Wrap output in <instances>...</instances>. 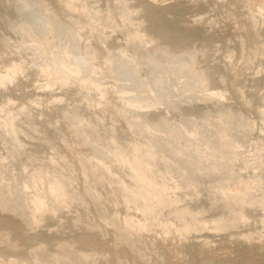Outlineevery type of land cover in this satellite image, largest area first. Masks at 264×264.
Returning a JSON list of instances; mask_svg holds the SVG:
<instances>
[{
  "label": "rangeland",
  "instance_id": "1",
  "mask_svg": "<svg viewBox=\"0 0 264 264\" xmlns=\"http://www.w3.org/2000/svg\"><path fill=\"white\" fill-rule=\"evenodd\" d=\"M21 1L25 2L26 0H21ZM21 1L19 2V4L22 3ZM37 1H38L37 5H40V4H43V6L46 5L45 7L48 8V9L46 8L47 9L46 13L48 12L47 14L49 15L50 20L54 21L51 24V27H53V29H52L53 33H52L51 29H50L51 32L50 31L49 32L52 34L49 35V33H48V38H49L48 44L44 43L43 45H41V44L39 45V43H41V42L37 39V37L34 34H32V32H30L31 35H34V36H31L30 33L28 32L29 24H27V20L24 19L25 16L23 15V12L19 9V4H18L17 0H0V79H1L0 80L1 81L0 82V87H1L0 88V113L2 114V115L0 114V116H2L0 118L2 120V121L0 120V127L2 126V128H3V129L0 128V157H1L0 163L2 162L0 164L1 165L0 166V176H2V177H0V182L2 181L1 178H3V177L5 178V179L3 178L4 182L2 181L0 183V185H1L0 186L1 187L0 188V197L2 198V199H0V230H4L3 232L0 231L2 233V235L0 234L1 235L0 238L3 237V235H5L6 237H8L9 234L11 235V236H9V239H11V241L7 238V240L10 241V242L8 241L9 243L4 239L5 236L2 239L4 241L3 242L4 244H2L0 241V243L2 244V245H0V259H2L0 261L1 262L0 264H8L5 261L9 257L10 258L11 257H18L19 258V260H18L19 264H20V262H22V260H24L26 258L27 259L29 258L28 259L29 262L33 261L35 259L34 262L31 264H34V263L36 264V262H37V264H45L48 262H49L48 264H50V263L53 264V263L57 262L56 260H58V259H54V258H57L58 255L61 254L60 253L61 251L64 252L63 254H61L62 255L61 257L66 256V258H67V255L69 256L72 253L77 254L74 252V250L73 251L70 250V248H72V247H74L73 249H75V250L80 249V251H82V253L84 251H86V253H87V251H88V253L92 252L94 255L99 253L100 257H101V255L103 257L104 256L103 254L107 252L108 255H106V257H104L105 259H107L106 261L104 260V258L102 261L101 258L99 256H97L98 254L95 256L93 254L91 256V254H90V256H89L86 253H83V254H86L87 257L88 256L90 257L89 261H92V262H89L90 264L91 263L93 264V262H94L93 259L91 260V257L93 258V256H94L95 260H97L96 258L99 257V259L97 260L98 263L95 261L96 263L94 262V264H99L100 262H101V264H264V220H263L264 219V212H263V210H264V207H263L264 201L263 200L264 199L262 200L261 199L262 197H261L260 198L261 200H258L259 197L261 196V194L260 195L257 194V193H259V192H257V189L259 188L258 189V191H259L262 188V186L260 188V185H263V187H264V184H263L264 183L263 182L264 181V179H263L264 178V168H263L264 167V159H263L264 157L262 158V155L264 156V154H263L264 153L263 152V149H264V147H263V145H264V47H263L264 46V16H263V14H264V11H263L264 10V0H129V2H127L128 0H126V3L120 2L123 5L125 4L124 6L123 5L121 6V4L119 3L120 0H118V1H116V0H95V4H93L94 0H91V1H89V0H86V1L85 0H68V1L67 0H42V3H39V1H41V0H37ZM122 1H124V0H122ZM82 2H84V3L90 2V5L92 2L93 7L92 6L91 7L94 9L90 8V5L87 4L88 7L90 8V10L92 9V11H90L89 9H87L88 7ZM116 2H117V4H116ZM118 4H120L119 5L120 12H119L118 7H117ZM35 6H33V8H35ZM98 6L101 8H99ZM128 6H130V7H128ZM133 6L135 7L136 10L133 9L134 8ZM73 7H75V9ZM96 7L98 8V10H101V11H98ZM31 8H32V6H30V9ZM95 8H96V12L98 11L101 13L102 18H101V15L99 16V13L98 14L96 13L97 16L95 14H94L95 16L93 15V13L95 12L94 11ZM121 8L122 9L130 8L129 10L133 9V10H131V13H132V11L135 10L134 12L136 14L133 12L132 13L133 17H131V14H130V17H128L129 16V13H128V16L126 17L127 18L126 19L123 16H126L125 14H127V13H125L126 12L125 10H127V9L122 10ZM141 8H142V10H141ZM85 9H87V11ZM57 10H59V11H57ZM102 10H104V11H102ZM121 10H122V12H121ZM137 10L139 11V13ZM88 11L90 12V14L87 15V13H89ZM116 12H118L119 15L121 14L122 17H120V16H119L120 18L117 17L118 13H116ZM17 13L21 16H18ZM122 13H125V14L123 15ZM252 14L254 16H252ZM261 14H262V16H261ZM52 16H54V17L56 16V17L54 18ZM57 17H59V18H57ZM96 17H97V19H96ZM108 17L110 20L108 19ZM134 17H136V20H135L136 22H134V23H135V25L138 24L137 26H134L133 25L134 23L132 24V20H133L132 18H134ZM137 17H140V18H138L139 21H137ZM251 17L253 19H251ZM99 18H101V19H99ZM128 18H130L129 20L131 22V25H129L130 22H129V24H128V22H126L128 20ZM10 19H12L13 23L11 22ZM121 19L123 21H121ZM13 20H15L16 22ZM257 20H259V21L257 22ZM8 21H10V22H8ZM21 21H24L25 23L24 22L21 23ZM63 21H64V23H63ZM140 21L141 22L143 21L142 23H143V26H145V31L143 29L144 27L142 26V24L140 25V23H139ZM255 21H256V23H255ZM58 22L60 23V25L62 24L61 31H59L60 28L58 27L59 26ZM94 22H96V24ZM146 22H147V24H146ZM14 23H16V27H19V28H16L15 25L14 26L11 25ZM65 23H67V24L65 25ZM85 23H86V25H85ZM116 23L118 24L119 27H123V28L120 29L119 27H117V25H115ZM22 24H24V25H22ZM74 26H75V28H74ZM87 26L90 27L91 29L88 28ZM93 26H94V28H93ZM103 26H105V27L101 28ZM107 26H108V28H107ZM124 26H126L127 28ZM131 26L136 27V28H134L135 30ZM139 26L142 28H140ZM13 27L16 28L17 30H15ZM115 27H117L118 29H116ZM124 28L126 30H124ZM137 28L139 31L141 29H143L144 34H147L150 36L153 35L154 41L157 39V41H155V43L156 42H158V43H156V44L153 43L154 45L153 44L149 45L150 46L149 47L147 44H149L150 40L152 41L153 38L149 39L148 38L149 36L147 37V35L145 37V35L142 33V30H141L139 35H136L137 34ZM65 30H68V31L75 30L73 32V35H72L73 38L72 39H70L68 36H67L68 39L65 38L66 36L63 34V33H65ZM76 30H78V31L76 32ZM101 30H104L105 33L103 31L101 32ZM112 30H115V31H112ZM146 30H147V32H146ZM133 31H134V34L136 31L135 35L138 36V38L134 37V36H133L134 37L133 38L131 36V35H133L132 34ZM54 32L56 34L59 32H62V34L57 36V39L55 41L53 40V39H55L54 38V34H55ZM78 32L80 33V35ZM100 32H101V35L104 33L102 35V37L100 35ZM127 32H129V34ZM106 33H108V34H106ZM111 33H112V35H111ZM77 34L79 35L80 38L82 37L81 38L82 42L91 43L93 49L102 50L104 53L103 58L99 59V60L97 59V56L94 54L91 57V60L95 66L94 67L95 73H97V74H95L94 76L93 75L91 76V74L87 75V76H90L91 78L93 77L94 79L93 78L90 79V77H89V79H88V77H86V79H88V80L85 79L86 81H88V84H90L89 89L92 87V89H90V91H88L89 89H88V84H86L87 82L84 83L85 80L82 79L81 75H79V77H81L82 82L79 80V77H75L72 79L67 78L70 81L67 80L68 84H65L66 78L63 79L65 81H62V78H60V76L58 74H54V70H55L54 68L56 67V65L54 66V64H52V66H50V64L48 62L50 57H51V59L49 61H51L53 59L52 56H50L51 54L54 55V52L52 51V49L55 48L56 46L64 49V47L67 43H69V45H66L67 47L69 46L68 47L69 49L65 47V50L68 49L67 51L71 56L72 55V52H71L72 49L71 48L73 47V46L71 47V45L74 44L75 35H77ZM29 35H30V37H29ZM127 35L130 36V38L131 37L132 38L130 39L129 37H127ZM140 35L142 37H140ZM143 35L145 38L148 39L147 42H145L146 46H148V48L145 47V44L143 43L144 41H146L145 38L143 37ZM60 36H64V37H60ZM22 38L26 41L24 42V40ZM51 38L53 41L51 40ZM103 38L104 39L107 38V39H105V42H104ZM111 38H112V40H111ZM128 38H129V41H128ZM141 38H143L144 41H142ZM158 38L161 39V42H159L160 40L158 41ZM29 39H31V40H29ZM63 39H64V41H62ZM132 39H135L134 42H136V44H134ZM35 40H37V41H35ZM162 40L165 42V44ZM57 41H59L60 44H58L59 42H57ZM61 41L64 43H62ZM66 41H68V42H66ZM7 42H8V44H6ZM35 42L36 43L38 42V44H36ZM51 43L54 45H52ZM139 43H142L143 46H142V44H139ZM33 44H34V46H33ZM160 44H162V47ZM163 44L164 45L167 44L166 47L165 46L163 47ZM168 44H170V47H168ZM203 44H207V48H208L210 53L208 52L207 48L204 50L206 45H203ZM46 45H47V47H46ZM42 46H43V49L45 47V49H44L45 51H48L45 54L42 52V50H43ZM151 46H153V47H151ZM156 46L157 47L160 46L161 48H164V49H167V47H168V49L176 48V50L175 49L173 50V53H174V51H177V49L182 52L185 49H187L188 47L190 49V50L187 49V50H189L188 52H192V53L194 52V54H195V51L197 50L196 55H194V60L197 56H198V58L195 60L196 62H194L195 64H193V67L195 65V67H196V68L194 67L195 69L200 68L199 70H201L203 72H204V70H206L205 71V77H206L205 79L206 80L204 79V82H207V83H204V82L201 83L203 81L204 77L195 76V78H189L190 76L186 72L180 73L178 71H173L175 73L172 75L171 73H173V72L171 70H169L170 72L169 71H163L162 73L158 72V73H161L163 76L165 75L164 79H162V85L161 86H159V87L152 86L153 77L156 75V70H153L150 68V65L147 63L146 59H145L146 62L142 59H144V56L147 53V51H149L150 49L152 50V48H154ZM35 47H36V50H38L40 52L35 53V51H36ZM120 47L122 48V50ZM201 47H204V48H201ZM118 48H120L119 50H121L122 52H120L118 50ZM123 48L125 49V53H124ZM139 48H141V49H139ZM143 48H144V50H143ZM194 48H195V51H193ZM209 48H212V51ZM145 49H148V50L146 51ZM201 49H203V51H201V53H199L200 51L198 52V50H201ZM115 50L116 51L118 50L119 52L116 53ZM142 51H144V55H142L143 54ZM179 51H178V53H181ZM203 52L206 53L205 56L201 55V54H203ZM118 53H120V55ZM121 53H124L125 55L121 54ZM130 53H132V55ZM175 53H177V52H175ZM136 54H137V56H136ZM138 54L140 56H138ZM134 55L136 56V60L137 61L139 60V62H140V63L138 62L139 63L138 64L137 61H134L135 62L134 64H137V67H138V68H135L136 65H134L135 71H137V73H140V75L136 73V79L135 80L133 78L131 79L129 77H125L121 74L118 75L119 74L118 72H116V71L114 72V70H112L113 65H114L112 62H115L116 60L118 61V58L120 60L121 58L119 56H121V57L125 56L124 58L126 60L127 59L132 60V57H133V60H135ZM141 56H143V58H141ZM45 58L47 60H45ZM109 58H110V60H109ZM111 58H115V59H113L114 61ZM124 58H122L121 60H124ZM76 59L79 62V64L81 63L80 65H82V64L84 65L85 62H86V64L88 63L89 57H86L85 62L81 61V59L79 61L78 60L79 58H76ZM76 59L73 60V62H74V63L72 62L73 65L75 63H77ZM108 60H109V62H108ZM131 60H129V61L133 63V61H131ZM141 60H142V62H141ZM41 62H42V64H40ZM168 62H169V64H171V62L173 64V60H168ZM168 62L165 60L164 61L165 65H169ZM10 63H12V64H10ZM106 64H108L107 69H105V67H104V65H106ZM144 64H145V66L149 67V68L147 67L148 71H146L147 69H145L146 67L144 66ZM7 65H8V68H7ZM10 65H12V66H10ZM12 67H15L16 69L12 68ZM205 67H206V69H205ZM12 69H13V71H15V70L16 71L13 73ZM138 69H139V71H138ZM6 70L8 73L6 72ZM10 70H11V73H10ZM207 70H209V72H207ZM150 71L152 72L153 75L151 74ZM50 72L51 73L53 72V73L50 74ZM81 74L83 75V77L85 76V74H83V73H81ZM146 74L148 76H151V77L148 78ZM176 74H177V76H176ZM208 74H210V75H208ZM5 75H7L6 76L7 78L4 77L5 80L6 79L8 80L9 78L14 77V78H11L12 80L10 79L11 81H14V82H11L9 80L5 81L4 79H2L3 78L2 76H5ZM49 75H52L51 79L48 78ZM96 75H98L100 77H98ZM144 75L146 77V78H144L145 80L141 79ZM166 75L168 76L167 78H166ZM206 75H208V76H206ZM8 76H9V78H8ZM117 77H118V79H117ZM138 77H139V80L141 79V81L142 80L146 81V82L143 81L144 83L142 82L144 84L143 86L135 85L136 84L135 81H138ZM75 79H76V81H75ZM97 79H99V80H97ZM124 79H127V80H124ZM166 80H168L167 83H166ZM101 81H103V82H101ZM122 81H123V83H122ZM188 81H190V82H188ZM59 82H60V84H59ZM98 82L101 84H99ZM82 83H84V84H82ZM149 83L151 86L147 85ZM184 83H187V84H184ZM62 84H63V86H62ZM146 85L149 86L151 89L148 90L149 88ZM98 86H100V87H98ZM101 86H102V89H101ZM190 87L191 88L193 87V88L191 89ZM144 88H148V89H144ZM152 88H153V90H152ZM207 88H209V89H207ZM93 89L94 90L96 89L95 92L98 91L100 94H98V92L95 93L93 91ZM162 90H164V91H162ZM103 91L105 94L103 93ZM159 91H161V92H159ZM208 91L211 92L212 95H210V93ZM206 92H207V94H206ZM120 93L122 94L123 97L121 95H119ZM151 93H154V95ZM101 94L102 95L104 94L105 98H103ZM219 94H221V95H219ZM99 95H101V96H99ZM130 95L134 96V99L132 101L127 99V97H129ZM90 96H92V97L90 98ZM210 96H212V97H210ZM215 96H219V97H215ZM96 97H98V99ZM192 97H193V99H192ZM125 98L127 99V101ZM153 98H155V99H153ZM120 99H121V101H120ZM91 100H92V102H91ZM28 101H29V103H27ZM134 101H135V103H134ZM127 103L129 104L128 106H127ZM123 105H124V107H123ZM133 105H134V108L137 110H135L134 108L131 107ZM25 106H26V109H25ZM171 106L172 107L176 106L177 108L172 109ZM180 106H182V107H180ZM189 106H194V108L196 107L194 110V113L189 112L187 110L189 108ZM20 107L22 109H20ZM131 108H132V110H131ZM228 108L230 109L231 113L228 111L229 110ZM16 109H17V111L19 109L18 113H17ZM23 110H26L25 113L23 112ZM66 110H67L68 114L66 113ZM74 110H76L77 112ZM127 110H129V111H127ZM145 110L147 112L148 111L150 112L152 110V112H150L151 114L148 112L149 117L147 116V113H145L146 112ZM124 111H126V112H124ZM141 111L142 112L144 111V112L141 113ZM177 111L181 114H178ZM204 111L206 113H208L207 115H209V116L205 117L206 113L203 114ZM211 111H212V113H211ZM232 111L234 114L232 113ZM14 112H15V114L13 115ZM78 112H79V115H78ZM139 112H140V114L138 115ZM223 112H226V114ZM74 113H75V115H74ZM122 113H124V114H122ZM126 113L128 115H130L132 113V115L128 116ZM210 113L213 115L218 113L219 115H216L213 117V115H210ZM229 113H230V116H229ZM4 114L6 116L8 115L7 116L8 118H6V116H4ZM143 114H145V115H143ZM165 114H167V115L165 116ZM182 114H183L184 118L185 117L188 118L189 116L194 115V117L196 116V119L198 117L199 120L194 119L193 116H191L192 118L189 117L188 119H186V118L183 119V117H181ZM202 114L204 115L205 121L201 124V122L203 121V120H200V118L203 119ZM220 114H222V117H223V115L224 116L226 115V117L221 119ZM235 114H237V115H235ZM240 114H241V116H240ZM160 115H162V118L163 117L168 118V116H169V120H167L166 118H165V120L167 122L171 121L169 123H170V125H173V126L174 125L176 126L177 124H178V126L181 125V124H179L180 120H182L180 123L183 122V124L186 126L187 125L194 126L195 123L197 122L196 124H199V126H198L199 128H197V129L194 128L195 130L193 129V132L191 131L192 134L197 132V133H195L197 135L196 136L194 135V137H193V135L190 133V131H187L185 129V128H187L188 130H190L189 128H193V127H191V126L185 127L184 126L183 127L184 130H183V128H182L183 125H181V127L176 126V127H178V132H180V133L177 134L176 136L175 135L172 136L171 135L172 133L171 134L169 133L171 131L168 128H166L164 126H162V127L160 126V128H159L157 125H155L156 128L157 127L159 128V129H155L154 124H148L147 125L146 123L148 121L144 120V118H143L145 116L146 119L151 120V122H154V121H157L158 116H159V118H161ZM3 116L8 121L5 122V119H3ZM87 116L89 117V120L91 122L88 121ZM84 117L86 119L85 122L83 121V120H85V119H83ZM127 117H129V118H127ZM207 117H208V119H207ZM209 117H211V118H209ZM227 117L230 119L231 124L234 126V128L237 129V131L233 128V126H231V129L229 128L230 125L227 126L228 124H230L229 121H228V123H226V119H228ZM236 117H237L238 122H241V117H242L241 124L238 123L237 121H235ZM74 118H75V120H73ZM140 118H141V120H140ZM152 118H154L153 121H152ZM170 118H172L173 121L175 119V122L170 120ZM179 118H181V119H179ZM81 119H82V122H81ZM135 119H136V121H135ZM191 119L196 120V121L193 120V122H192V124L194 123V125L190 124ZM216 119H218V121ZM245 119L248 121V123L245 121ZM96 120L97 121L100 120V122L99 121L97 122ZM176 120L178 121V123ZM188 120H190V121L188 122ZM207 120H210V121H207ZM130 121H131V123H130ZM132 121H133V123L134 122H137V123L133 124ZM198 121L199 122L201 121V122L198 123ZM233 121H234V123H233ZM7 122L9 123V126H8ZM74 122L77 124V126ZM138 122L141 123L140 124L141 126L139 125ZM208 122H212V125L210 123L208 124ZM218 122H220V123H218ZM221 122H223L222 125L224 127L221 126ZM236 122L240 126L243 125L242 128H240L241 130L243 129L242 131H240ZM1 123H4V125L6 123V125L8 127L6 126L7 128H4L5 126H3V124L1 125ZM96 123H98V124H96ZM174 123H176V124H174ZM235 123H236L237 127H235ZM243 123L244 124L247 123V125L249 124L248 125L249 127L244 125ZM13 124H14V126H13ZM94 124L99 125V127L98 126H97L98 128L95 127ZM127 124L128 125L130 124V126H128ZM214 124H216V125H214ZM250 124H252V125H250ZM15 125L16 126L18 125V126L16 127ZM78 125L79 126L81 125L80 126L81 129L84 128L82 126H85V128L86 127H88V128L80 131V127ZM150 125H153L154 129ZM202 125H203V127H201ZM89 126L91 127V129ZM113 126H114V128H113ZM209 126L210 127L215 126L216 128L218 127L217 128L218 132H217L216 128H214L216 130V131H214V129L210 128ZM244 126H246L245 128H247L248 130L246 129V131H244V129H245ZM251 126H253V128H254V129L252 128L253 130L250 129ZM15 127L18 129H16ZM109 127H110V129L113 128L114 131L108 129ZM130 127H132V128H130ZM142 127H143V130L144 129L148 130V132L145 130L146 131V133H145V131L142 132L143 130L140 129L142 134L145 133L143 135V137L145 136L144 138L142 137L140 130H138V128H142ZM163 127H164V129H163ZM206 127L207 128L209 127L211 132ZM225 127H227L226 130H225ZM12 128H14V129H12ZM180 128L183 131H181V130L179 131ZM202 128H204V129L202 131H200ZM6 129H8V132L6 131ZM93 129H94V131L96 129H99V130H96V133L100 132L101 133V134H99L100 137L102 136L103 137L102 139H104L105 142L108 141V142H106L107 144L108 143L113 144L114 142H116L115 143V145H116L119 142L121 144H124L126 142L124 145H126V144L128 145V149L130 152L128 151V149H126L127 146H125L126 147L125 148L124 146H122L119 143V145L121 147H124V149H126V150H123V148H121L119 146L123 151V152L121 151L122 155L124 154V151H126L125 154L127 152L132 153L134 145L135 144L141 145L143 143V141L141 142V140H143V139H145V141L142 144V146H145V144H147V143H145L147 138H149L148 140H151V141L155 140L156 142L160 141L159 143H161V144L163 143L161 146L164 148H162L161 146H157V148L155 146H153L154 151H157L158 149H160V151H161L162 149H164L161 152L164 153L165 150H166V152L164 154H161L159 151V153H160L159 155H158V151H157V153L153 152L154 156H152L151 159L154 161L152 162V160H150L152 163V164L151 163L150 164L151 165L155 164L154 165L155 168L153 167L154 169H156V166H158L157 164H159V163L160 164L156 170H154L152 168L153 171L151 170L152 166L150 165V170L152 171V173L157 171L156 173L160 174L159 175L160 178L163 176L161 179H158L159 176H157L156 173H153V175L156 174V176H154V177L159 182H163L165 180L164 182H166V185H167L166 191L168 193H172V194H169L171 199H173L174 194H176L174 196L176 198V200H178L180 198L177 202H176V200H174L175 198L173 199L174 201L172 200L173 204H174V202H175V205L178 204L177 207H182L183 204H185V206H183V207L187 208L188 210L191 209L190 212H192V213H193V209L191 208L192 206L195 208L200 207L198 209L203 211V212H201V214H200V211H197L194 208V214L197 215V212H198L200 214V218H201V219L200 218L199 219L200 220L203 219V221H206L205 223H207V224H205V227H204V224L202 225V223H201L200 226L202 225V227H200L201 229L198 228V230H196L197 228H195L194 230L191 228L192 230L188 229V231L185 232L184 230L181 231L182 230L181 229L180 230L181 232L179 235V233H178L179 231L176 228L177 227L179 229L182 228L180 226H182L183 220L181 222H179V224L177 226V224H173V222L176 220V223H177L178 222L177 219H181V218H177L176 215L175 216L172 215L173 216L172 218L174 219V221H173V219L171 221V220H169L171 218L167 217L168 215L171 217V214L174 213L172 211L176 207L175 205L172 206L173 208L172 207L170 208L168 206L170 203L168 205L162 204L161 208L159 207V209L157 211L158 214H161V215H158L157 212L155 213L158 216H160V220H159V217H157L154 214H153L154 218H152L153 216L152 217L148 216L149 217L148 218L146 216V214H145V216L142 215L145 213V211L143 210L144 212L143 213L141 212V210H140L141 207L139 208L140 205L138 204L139 202L137 200H134V201L137 203V204L135 203V205H138V206L134 205V201H132V199H129L130 202H129V200L127 202V196H126V198L124 196L127 195L128 192H127V190L126 191L123 190V194H122L121 193L122 191L120 192V190H121L120 188L123 187L121 185H123L124 183H125L124 186L128 185L130 180L132 179L130 172H129L130 171V169H129L130 166L128 165L129 163H125L123 161H120L121 158L120 159H118V158L121 154H119V153L117 154L118 156L115 154L116 156L111 157L110 154H108V156H106L105 154H101L100 151L98 152L99 148H104L105 146H107V148H108L109 144L107 145V144H105V142L103 144V140L99 137L98 134H96L93 131ZM106 129H108V130H106ZM220 129H221V131H223L226 134L225 137L227 136V138H225L226 142H224L222 144L220 142L222 140L221 136H223V132H221L222 133V135H221V133H219ZM249 129H250V132H249L250 136H248ZM78 130L80 131L81 134L83 133V136H85L84 139L82 138L83 136L78 132ZM84 130L87 133L84 132ZM238 130L240 133L241 132H243V133L240 135ZM16 131H17V133H15ZM88 131L91 133H94V134L91 136V134ZM111 131L114 134L116 133V135L113 134V136H112ZM154 131H156V132H154ZM161 131H163V132H161ZM186 131L188 133H186ZM203 131H204V133H203ZM205 131H207L206 132L207 138L203 137V136H206ZM226 131L227 132L230 131L229 134L226 133ZM235 131H236V133H234ZM5 132H6V134L9 133V138L5 134ZM201 132H202V134H200ZM213 132H215V134H213ZM216 132L218 134H216ZM13 133L15 134V136H17V139ZM167 133H169V134H167ZM182 133H184V134L182 135ZM209 133L213 137L208 135ZM88 134H89L88 138L93 137V138H90L88 140L89 142L87 141ZM245 134H247V135H245ZM46 135H47V137H46ZM80 135L82 137H80ZM164 135H166V137ZM178 135H180L179 136L180 141L175 140V139H178V138H176V137H178ZM216 135H218V136L221 135L217 138L218 141L216 140V138H214V137H216ZM228 135H230V136H228ZM242 135H245V136H243V138H242ZM10 136H12V138L14 137L15 140H14V138L10 139ZM138 136H140V137H138ZM167 136H169V137H167ZM181 136L183 137V139L185 138L184 139L185 141L182 139ZM190 136H192L191 138H193V139L190 138V141H187V140H189ZM201 136L203 137V139H201ZM234 136L237 138V140ZM97 137H99L100 139ZM157 137L159 138V140H157L158 139ZM163 137L166 140H163ZM173 137H175V138H173ZM199 137H200L201 143H202V141L204 142V140H205V143L210 142L211 143L210 145H213L215 143L213 145L215 148L214 147L211 148V146L209 144H208L209 146L207 144L204 145V143L198 144L197 140H199L198 139ZM232 137H234L233 140H236V141L239 140L238 142L234 141V142H236V144L233 142L232 148H230L228 146L229 149H231V150L233 149L235 151L234 152L235 153L234 156L236 155L235 160L237 159L235 162H234V156H233V160H232L230 158H227L228 155L226 153V152H228V154H229L230 150L227 148L226 145L230 144V142H228L229 141L228 139H232ZM245 137H246V139L248 138V140L244 139ZM94 138L95 139L97 138L96 140H94L96 142L93 141ZM139 138H140V140H139ZM169 138L170 139L173 138V139L170 140ZM194 138H195V140L197 138L196 141H197L198 145L196 144ZM208 138H209V140H208ZM210 138H213V139H210ZM98 139H99V141H98ZM206 139L208 141H206ZM219 139H220V142H219ZM242 139H244L245 145L242 144L243 143ZM8 140H9V143L7 142ZM12 140H14V141H12ZM213 140H214V143L212 144ZM240 140H242L241 141L242 143H240ZM166 141L170 142V143H166ZM176 141L177 142L179 141L178 142L179 144H177ZM181 141H183L185 144H189V146L186 145V147L188 146L189 149L192 147V149H190V151L193 150V154L196 152L195 155L196 156L198 155L197 157H200L199 161H198L199 163L197 162L198 158H197V160H195L196 161L195 167L199 166V168H200V166L202 164L205 165V163L207 162L206 158H208L209 160L210 159L214 160L213 158L217 157V158H215L216 161H217V159H219L218 161L222 160L220 162L221 164H219V167L217 169L218 171H220L219 174H217L218 172H217L216 168H205V166H204V168L201 167V169H199L197 167L198 170H194V169H196L194 166H189V165L193 164V163H191V160L193 159L192 157H194V156H192L190 158V156L192 155V152L185 154L186 152H189V149H188V147L187 148L185 147V144L183 146V142H181ZM12 142L13 143L15 142L14 144H16V143L19 144L18 145L19 147L17 146V144H16V146H14V144ZM172 142H174V143L176 142L177 145L173 146V148H170V144H172V145L174 144ZM190 142H192V143L194 142V143L193 144L191 143L192 145H190ZM180 143H181V145H180ZM225 143H226V145H225ZM237 143L238 144L240 143V144L237 145ZM97 144H98V146H97ZM194 144L197 145V146L195 145L197 148L194 146ZM218 144L221 145L220 146L221 156L223 154V157H224V155L226 154L227 157L225 156V158H227V160L229 159V161L232 160L230 163H232L234 166L230 165V167L232 166L231 168L229 167V164H230L229 161L226 162L227 160L220 156V152H218L219 154L218 153L216 154V152L214 151L217 148H218L217 151L220 150ZM251 144H253V145L251 146ZM260 144H263L262 145L263 148H258L261 146ZM130 145H132V146L130 147ZM240 145H242V146H240ZM142 146H140V148H142L141 150H144L143 149L144 147H142ZM181 146H182V148L185 147L184 152H183V149H181ZM193 146L196 149L199 148V150L203 146L204 151L207 150L209 155L207 152L203 153L201 151L198 152L199 150L196 151V149H193L194 148ZM198 146H200V147H198ZM158 147H160V148H158ZM206 147H209V148L207 149ZM222 147L223 148L226 147L225 148L226 151H225V149H222ZM235 147H236V149H235ZM175 148L180 149L182 153L179 154L180 150L178 151V149L176 150ZM10 149H11V151H10ZM169 149L170 150L174 149V152H175V150L178 151L176 158H179L180 160H181V157H184L185 155L186 156L184 157V159H182V161H180L179 159L177 161V159L173 156V153H171L173 150L170 151ZM186 149L188 151H186ZM227 149H228V151H227ZM237 150H239V151H237ZM256 150H258V151L260 150L259 153L261 152V155ZM12 151H13V153L16 152V154L18 152L19 153L17 155L11 154ZM249 151H250V154H249ZM91 152L94 153V156L96 155L97 162L100 159L99 157H101L100 161L98 162L100 164V167L98 166L99 164L95 162L96 161V160H94L95 158H90V157H94ZM23 153H24V155H23ZM63 153H65V154L63 155ZM197 153H203V156H202V154H197ZM211 153L214 154V157ZM239 153H240V155H239ZM9 154H11V155H9ZM125 154H124V156H125ZM156 154H157V157L155 156ZM165 154H166V156H163ZM178 154H179V156H178ZM188 154H189V156H188ZM210 154H211V156H210ZM247 154H248V156H247ZM254 154H258L259 156H261V158L257 159L258 156L256 155L257 156L256 157V156H254ZM29 155H30V157H28ZM204 155H206L207 157H205ZM218 155L221 158H218L219 157ZM238 155H239V157H237ZM11 156L13 157V159L15 158L14 160L16 162L12 159ZM60 156H62V158H60ZM63 156H65V157H63ZM161 156H163V157L161 158ZM251 156L254 158V160ZM153 157H154V159H153ZM167 157L169 159H171V161L169 159H167ZM188 157L190 160L188 159ZM203 157H205V159ZM255 157H256V160H255ZM29 158H31V159H29ZM102 158H103V161H102ZM106 158L109 159V162L107 161ZM61 159H63V161L67 160V161H64L65 164H64V162H62ZM104 159L106 160V162H104L105 161ZM245 159L246 160L249 159L248 162ZM84 160L85 161L87 160L86 161L87 163ZM167 160H169V163H167L168 162ZM185 160L187 161L185 164V165H187L186 166L187 170L184 167L185 166L184 165ZM251 160H253L255 162H253ZM36 161H38V162H36ZM160 161H162V162H160ZM179 161L182 163L181 164L178 163ZM224 161L227 163V164H224V166L227 165L228 166L227 171H229V172H227L226 166L225 167L223 166V168H226V169H224V171H226V173H227V174L225 173L226 176L221 175L224 171L222 169H220V168H222L221 166L223 165V163H225ZM244 161H246V162H244ZM257 161H259V162H257ZM44 162H47V163H44ZM67 162L68 163L70 162V163L68 164ZM103 162H104V164H106V166H107L106 168H105ZM201 162H202V164H201ZM251 162H252V167H251V164H250V166L247 165ZM260 162H262V163L258 164ZM88 163H90L89 166H88ZM188 163H190V164L188 165ZM195 163L193 165H195ZM254 163H256L257 165L254 166ZM66 164L68 166H66ZM71 164H73V165H71ZM96 164H98V165L96 166ZM179 164L181 166H179ZM241 164H242V166H240ZM262 164H263V166H262ZM43 165H44V168H43ZM108 165L110 166V168L108 167ZM113 165H115L114 166L115 168H112ZM170 165L172 166L171 167L172 170L170 168ZM259 165L262 166V168ZM83 166H86V167H83ZM34 167H37V168H34ZM39 167H41L42 170H44L43 175L45 174V176H46V174H49V176H50V173H52L50 176L51 178L53 177V175L56 176V174L59 173L58 174L59 177L56 176V178H55V176H54L53 178L57 179L58 181L57 180L56 181L59 182L60 184L61 183L62 184H61V186H60V184L58 185V190H56L57 195H54V197L56 198L57 196H59V198L61 197L60 199H62V198L64 199V197H62V196L64 194H65L64 196H66L68 194L66 197H69V199L71 201L68 200L69 202H67L66 197H65L66 200L64 199L63 201L58 199V197H57L56 199H58L59 201H56V199L54 197H53L54 198V200H53L52 197L48 196V195H50V193L52 194L50 186H51V182L52 181L55 182V180H53V179L50 180V177L48 175L46 177H43V175H41L42 174L41 172H43V171ZM50 167H51V169L52 168L54 169L55 173L53 172V170L50 169ZM180 167H182V168L180 169ZM189 167H190V169H191V167H194L192 172L196 171V173L198 172V174H196L195 172L194 173L190 172V174L192 173L191 174L192 176L191 175L189 176V172H188ZM234 167H235V170H234ZM238 167H240V168H238ZM4 168H5V170H4ZM32 168L34 170H36L39 173V176H41L42 178H39V176H35V174L37 172L32 170ZM45 168H47V169H45ZM48 168H49V170H48ZM107 168H109V169H107ZM159 168H161L162 171ZM165 168L168 171V173L164 172V174L162 173L163 175L161 176V173H159L158 171H160V172L166 171ZM38 169L41 171H38ZM89 169H91V170H89ZM112 169L113 170L117 169V170H114V171H116V173ZM119 169L123 173H120L121 171L119 172ZM182 169H184L182 171V173H184L183 175L181 174V171H180ZM20 170L22 172H20ZM45 170H46V172H45ZM47 170L50 173L47 172ZM84 170H86V171H84ZM101 170H103V171H101ZM109 170L113 171V172L109 173ZM201 170H204V171L206 170L208 173L205 171L207 174L204 172L203 173L201 172L202 173L201 174V173H199ZM215 170H216V172H215ZM221 170L223 172H221ZM236 170H238L239 173ZM1 171H3V172H1ZM104 171H106L107 173ZM232 171H234V174L237 172V174L234 175ZM240 171H241V173H240ZM10 172L11 173L13 172V173L11 174ZM32 172H34V173H32ZM93 172L94 173L96 172L94 175V177L96 179L92 176L94 174ZM124 172H126L129 175H126V173H125V176H124ZM231 172H232V175L235 176V177L232 176V178L234 177L235 179L234 178L233 179L236 180L237 183H235L236 181L231 180L232 179L231 174H229ZM22 173H25V174L23 175ZM85 173H87L88 180H86L87 178H86ZM90 173H93V174L91 175ZM102 173H103V175H102ZM105 173H106V176H105ZM112 173H114V174H112ZM9 174H11V175H9ZM29 174H30V176H29ZM61 174L64 175V179L62 177L63 175H61ZM108 174H111V176L109 177ZM118 174H120V177ZM204 174H206L205 177H204ZM228 174L230 175V177L227 176ZM239 174H241V175H239ZM252 174H253V176H252ZM112 175L115 177V179L112 177ZM198 175H200V178H198ZM201 175H203L204 178ZM24 176H26V177L29 176V178L28 177L24 178ZM83 176H85V177L83 178ZM121 176L123 177V179L124 178L125 179L123 180ZM195 176H197V177H195ZM222 176L225 178V180H226V178L227 179L229 178L227 180L228 182L230 180L233 182L228 183L227 181L223 180V183H222V181H221L223 179ZM237 176H238L239 180L237 179ZM241 176H243L244 178H240ZM248 176L251 177L253 179V182L255 181V183H261V181L263 183L260 184L259 186H257L258 184H254L253 182H250L252 180ZM257 176L259 177V179H260V177H262L260 179L261 181L258 180ZM30 177H31V181H29L30 182L29 183L28 180H30ZM36 177L38 180L36 179ZM48 177H49V179H47L48 181H46L45 179ZM245 177L247 179H245ZM58 178L59 179L61 178L60 179L61 182ZM68 178L71 179L70 180L71 183L69 182ZM120 178H121V180H120ZM129 178H131V179H129ZM196 178L202 180V181L198 180L200 184L198 183ZM201 178H203V179H201ZM248 178H249V180H248ZM255 178H257V179H255ZM42 179H43V181H42ZM193 179H196V180H193ZM24 180H25V182L27 181L28 185H27V183H24ZM66 180H68V181H66ZM91 180H92L93 184L91 183ZM116 180H117V182H116ZM126 180H128L129 182H124ZM161 180H163V181H161ZM192 180L194 182L197 181L195 183L196 185L195 184L192 185V183H194ZM49 181H50V184L48 183ZM62 181H64V185L67 182L65 185L67 188L63 185ZM87 181L90 182L91 184L88 183ZM110 181L112 183H110ZM113 181H114V183H113ZM120 181L121 182L123 181L122 182L123 184ZM224 181L227 183L226 186L228 188L226 186H223V185H225ZM238 181L243 183V184L241 185V183H239ZM242 181H244V182H242ZM22 182H23V184H22ZM37 182L38 183L40 182L39 183L40 185H37L38 184ZM43 182H44L45 186H44ZM167 182H168V184H167ZM245 182H246V184H245ZM216 183H217V185L219 183V185L216 186ZM238 183L240 184V188L238 186ZM249 183H250V185H249ZM24 184H26V185H24ZM67 184L69 186H67ZM89 184L91 185L92 188L90 187ZM115 184H118L119 187H117V185L112 187ZM188 184L189 185L191 184L190 188H188ZM46 185H48V186L50 185V186L48 187ZM71 185H72V187H71ZM95 185L98 186L99 190H97L98 194L96 193L97 194V197H95L96 199H94V197L92 199L91 195L96 196L95 191L97 189V186H95ZM232 185H234V186L232 187ZM243 185L245 186L244 189L241 188ZM246 185H249V186H247L248 189H246L247 188ZM21 186H23V187H21ZM59 186L62 187L63 190L65 188V192L70 187H71V189L68 190L69 191L68 193L66 192L67 194L66 193L63 194L62 192H64V191L62 189H60ZM109 186H111V187H109ZM194 186H195V188H194ZM253 186H255V187L257 186L256 187L257 189L255 187H254V189H251V188H253ZM20 187H21V189H20ZM78 187H79V189H78ZM86 187H88V189ZM215 187H218V188L215 189ZM237 187H238V189H237ZM43 188H45V189H43ZM84 188L87 189V192H86V190H84ZM114 188H115V190H114ZM168 188H171V189L168 190ZM24 189H26V190H24ZM41 189H42V191H40ZM59 189H60V191H59ZM89 189H91L92 192L93 191L94 192L90 193L91 191ZM179 189H181V190H179ZM49 190H50V192H49ZM116 190L118 192H116ZM190 190H191V192H193L195 190L193 192L195 194L191 193ZM221 190H223L222 193L220 192ZM244 190H247V193H245L246 192L245 191L243 194ZM24 191H26V192H24ZM53 191H55V190H53ZM124 191L126 193H124ZM224 191H226L225 192L226 197L231 195L230 192H235V191H236L235 193L236 194L238 193L239 196H237L233 193L234 196L232 195L230 197H227L228 198L227 199L226 197L225 198L222 197V196H225V195H223ZM238 191H240V192H238ZM252 191H254L253 194H255L257 192L255 194V197H253L254 195L252 194ZM59 192H61V193H59ZM178 192L180 194H178ZM181 192L184 193V194L182 193L183 196H182ZM42 193H43V195H42ZM45 193L46 194L48 193L47 194L48 197H45L46 196V195H44ZM73 193H74V196L76 195L75 198H73V197L71 198V196H69V195L73 196ZM109 193H110V195H109ZM168 193H167V195H168ZM228 193H230V194H228ZM260 193H262V191ZM36 194H37V197H36ZM241 194H243V196ZM247 194H248V196H246V197L247 198L249 197V198L248 199L246 198V199L249 201L251 200L250 203L251 204L253 203L252 204L253 207H251L252 205H249V201L245 202V195H247ZM249 194H250V196H249ZM251 194L253 196H251ZM1 195H3V196H1ZM40 196L41 197L44 196L42 199L48 198V200H49L48 201V200L44 199L46 201V204L44 203V207L41 206V210H40V207L38 209H36L34 206L35 205L34 201L37 198H39ZM110 196H112V199ZM262 196L264 198V190H263ZM34 197L36 198L35 200H33ZM49 197L51 199H49ZM231 197H232V199L235 198V200H237L236 198H238V202H239V200L241 201L242 204L240 203V205H241V207H244L243 210H245L244 213L246 214L245 215L246 217L244 216L243 218H241V220L239 219V222H237L238 219L231 221L232 220L231 218H233L232 216L230 218L231 212L233 210L229 214L228 209L230 210L231 207H233L234 208L233 212H235L238 210V207H240V205H238V207L236 206L238 202L236 203L234 200L233 201L236 203L235 206L237 207V209H236V207L233 206L234 204L232 203ZM124 198H125V201H124ZM252 198L253 199L256 198V199L252 200ZM79 199H82V200H79ZM183 199H184V201H183ZM223 199H225V202L227 200H231V202L228 201L229 205H230V203H232L230 205L231 207H226L227 210L224 208V206H226V204L223 205V203H224V201H222ZM77 200H79V201H77ZM99 200L101 201V205H100ZM191 200H193V201H191ZM51 201H54L53 203L56 202V204H53V206H52V203H50ZM115 201H117V202H115ZM256 201H257V203H256ZM258 201L259 202L261 201L262 205H259ZM31 202H33L34 204H31ZM47 202L49 204H47ZM64 202H66V203H64ZM261 202H260V204H261ZM15 203H16V205H15ZM26 203H28L29 205H27ZM180 203H182V204H180ZM128 204H130V205H128ZM173 204H171V205H173ZM32 205H33V207H32ZM46 205H48V207H46ZM57 205H59V206H57ZM163 205H165L166 207L167 206L169 207V213H167L168 207H167V210H165L166 207ZM189 205H190V208H188ZM213 205L216 207H214ZM127 206L129 207V209ZM247 206H249V207H247ZM53 207L54 208L57 207L58 210L57 209L54 210ZM208 207L210 209H208ZM249 208H251V209H249ZM160 209H162V210H160ZM170 209L172 212L171 214H170ZM195 210L197 212H195ZM206 210H208V211H206ZM34 211H35V213H34ZM161 211L164 212V214ZM233 212H232V215H236V212H235V214ZM166 213H167V215H166ZM81 214H84L83 217ZM141 215H142V217H141ZM165 215H166V217H165ZM27 216H29V217H27ZM143 216L145 218H143ZM201 216L202 217L204 216V217L202 218ZM219 216L221 218H219ZM258 216H259V218H258ZM122 217H125V218L123 219ZM155 217H156V221H155ZM164 217H165V219H164ZM198 217H199V215H198ZM206 217H207V219H206ZM223 217L226 219H224ZM74 218H76V220ZM78 218H80L81 220L79 221ZM82 218L84 219V222H83ZM131 218H132V222L134 223L135 226L131 225V224H127L128 222H126V220H130ZM166 218H168V219H166ZM212 218H213V221L211 220ZM151 219H153V223L155 224V226H154V224L153 225L150 224L152 222ZM209 219H210V221H209ZM223 219H224V222L226 223L227 226L226 225H219L217 228V222L222 221ZM228 219H230V220H228ZM255 219H256V221H255ZM28 220L30 221V223L28 222ZM137 220L139 221V223H141L140 225L144 227V230H143V227L140 228V226L137 228V225H138ZM141 220H142V222H141ZM145 220H146V223L150 224V226H149V224L148 225L145 224ZM161 221H162V223H161ZM163 221H164V223H163ZM167 221H169L171 224L169 222L167 223ZM229 221H231V223L232 222H234V223L231 224ZM240 221H241V223H240ZM158 222L162 225V227L158 226V225H160V224H158ZM236 222L239 224H237ZM89 223H91V224L89 225ZM142 224H144V225H142ZM167 224H169V228H168ZM28 225H29V227H28ZM174 225L177 227L174 228L175 227ZM124 226H125V228H124ZM145 226H148V227H145ZM163 226H165L166 228L163 229L164 228ZM223 226H224V228H222ZM134 227H135V229H134ZM170 227H171V229H170ZM139 229H141V230H139ZM216 229H217V231H215ZM218 229H220V230L218 231ZM5 230H6V232H5ZM8 230H10V231H8ZM9 232H11V233H9ZM164 232H166L167 234ZM5 233L6 234L9 233L8 236ZM186 233H187V235H186ZM131 234H132V236H131ZM183 235L186 237L184 238ZM131 237H133V238H131ZM138 237H140V238H138ZM135 239H137V240H135ZM16 240H17V242H16ZM6 242L8 243L7 244L8 246L6 245ZM12 242L13 243L15 242L17 244V246L20 245V246H18L19 248H17V246L14 245L15 243L13 244ZM138 242L141 244H139ZM10 243H12L14 245L13 247L15 249L17 248V250L12 248V245H10ZM70 243H71L72 247L70 246ZM61 244L63 245V248H62ZM56 245H59V246L57 247ZM73 245H75V246H73ZM6 246H7V248H6ZM69 246H70V248H69ZM134 246H135V248H134ZM10 248H12L14 251ZM27 248H29V249L31 248V250H29V251H32V252H30V255L32 254L31 256L32 257L35 256V258H32L29 256V254H27V253H29ZM65 248H66V250H65ZM58 249H59V251H58ZM68 249L71 251V252L69 251L71 254L68 253ZM94 250L97 251V253ZM66 251H67V253H66ZM80 251L77 250L78 254L80 253ZM55 252H56V255H55ZM100 252L103 254H101ZM51 253H52V255H51ZM64 254H66V255H64ZM159 254H161V255H159ZM4 255H5V257H3ZM54 255L56 257H53ZM4 258H7V259H4ZM69 258L71 259V262L74 261V260H72L71 257H69ZM69 258L66 261V263L69 261L67 264H71ZM27 259L25 260V263L29 264ZM49 259H51V260H49ZM54 260H55V262H53ZM8 261L10 264H15L17 262L16 259L14 260V262H13V260H10V259L7 260V262ZM38 261H39V263H38ZM23 263L24 262H22V264ZM58 263L61 264L60 262H58ZM58 263H56V264H58Z\"/></svg>",
  "mask_w": 264,
  "mask_h": 264
},
{
  "label": "bare ground",
  "instance_id": "2",
  "mask_svg": "<svg viewBox=\"0 0 264 264\" xmlns=\"http://www.w3.org/2000/svg\"><path fill=\"white\" fill-rule=\"evenodd\" d=\"M20 1H21V0H19V1L17 0L18 4H19ZM67 1H68V0H67ZM85 1H86V0H85ZM85 1H84V2H85ZM89 1H91V0H89ZM116 1H118V0H116ZM21 2H22V3L19 4V9L23 12V15L25 16L24 19L27 20V24H29V28L27 27V28H28V32H29V33L32 32V34H34V35L37 37V39L41 42V43H39V45H40V44L43 45L44 43H45V44H48V39H49V38H48V33H49V35L53 33V30H52L53 27H51V24H52V22H54V21L50 20L49 15L47 14L48 12L46 13V10H47L48 8L45 7L46 5L43 6V4L37 5V3H38L37 0H26L25 2H24V1H21ZM45 2H46V1H45ZM84 2H82V3H84ZM120 2H123V3L125 2V3H126V0H124V1L120 0L119 3H120ZM127 2H129V0H128ZM39 3H42V0L39 1ZM43 3H44V2H43ZM114 3H115V2H114ZM130 3H131V2H130ZM130 3H129V4H130ZM132 3H133V2H132ZM18 4H17V5H18ZM67 4H68V3H67ZM84 4L88 7L87 4L90 5V2H89V3H84ZM93 4H95V0H94ZM116 4H117V2H116ZM120 4H121V3H120ZM120 4H118V6H117L119 12H120V9H119V8H120V7H119ZM129 4H128V5H129ZM17 5H16V6H17ZM35 5H36V6H35ZM122 5H123V4H121V6H122ZM124 5H125V4H124ZM124 5H123V6H124ZM126 5H127V4H126ZM30 6H32L31 9H30ZM33 6H35V8H33ZM72 6H73V5H72ZM91 6H92V2H91V5H90V8L93 7V6H92V7H91ZM94 6H95V5H94ZM256 6H257V5H256ZM262 6H263V5H262ZM14 7H15V6H14ZM49 7H50V6H49ZM66 7H67V6H66ZM98 7H99V6H98ZM117 7H116V8H117ZM125 7H126V6H125ZM128 7H130V6H128ZM133 7H134V6H133ZM46 8H47V9H46ZM68 8H69V7H68ZM70 8H71V7H70ZM73 8L75 9V7H73ZM90 8L88 7L87 9L90 10ZM96 8H97V7H96ZM96 8H95V10H94L95 12L93 13V15L95 14V15L97 16V14L99 13V16H100L101 13L98 12V11H101V10H98V8H97L98 11L96 12ZM99 8H101V7H99ZM122 8H123V7H122ZM122 8H121V9H122ZM131 8H132V7H131ZM87 9H85V10L87 11ZM92 9H94V8H92ZM92 9H91L90 11H92ZM124 9H127V8H124ZM124 9H122V10H124ZM129 9H130V8H128L127 10H125V11H126L125 13H127V14L122 13L123 15H124V14L126 15V16H123V17L126 18V17L128 16V13H129V16H128V17H130V14H131V17H133V16H132V13H133L136 9H135V7H134L133 9H135V10L132 11V13H131V10H133V9H131V10H129ZM14 10H15V9H14ZM20 10H19V11H20ZM107 10H108V9H107ZM122 10H121V12H122ZM139 10H140V9H139ZM141 10H142V8H141ZM143 10H144V9H143ZM75 11H76V10H75ZM86 11H85V12H86ZM102 11H104V10H102ZM111 11H112V10H111ZM129 11H130V12H129ZM137 11H138V10H137ZM263 11H264V10H263ZM16 12H17V11H16ZM88 12H89V11H88ZM112 12H113V11H112ZM123 12H124V11H123ZM142 12H143V11H142ZM252 12H253V11H252ZM20 13H21V12H20ZM96 13H97V14H96ZM116 13H118V12H116ZM134 13H135V12H134ZM138 13H139V11H138ZM17 14H18V13H17ZM49 14H50V13H49ZM88 14H90V12L87 13V15H88ZM111 14H112V13H111ZM135 14H136V13H135ZM257 14H258V13H257ZM50 15H51V14H50ZM52 15H53V14H52ZM93 15H92V16H93ZM95 15H94V16H95ZM117 15H118L117 17H119V16L122 17V15H121V14L119 15V13H118ZM138 15H139V14H138ZM144 15H145V14H144ZM18 16H21V15L18 14ZM107 16H108V15H107ZM139 16H140V15H139ZM252 16H254V15L252 14ZM259 16H260V15H259ZM261 16H262V14H261ZM263 16H264V14H263ZM52 17H54V16H52ZM55 17H56V16H55ZM55 17H54V18H55ZM120 17H119V18H120ZM54 18H53V19H54ZM57 18H59V17H57ZM67 18H68V17H67ZM101 18H102V15H101ZM101 18H99V19H101ZM114 18H115V17H114ZM125 18H124V19H125ZM138 18H140V17H137V21H139ZM255 18H256V17H255ZM262 18H263V17H262ZM8 19H9V18H8ZM19 19H20V18H19ZM21 19H22V18H21ZM69 19H70V18H69ZM96 19H97V17H96ZM108 19H109V17H108ZM122 19H123V18H122ZM122 19H121V21H123ZM126 19H127V18H126ZM129 19H130V18H128V20H129ZM132 19H133L134 21H133ZM132 19H131V20H132V24H133L134 22H136V21H135V20H136V17H134V18H132ZM251 19H253V18L251 17ZM10 20H11V22H12V19H10ZM94 20H95V19H94ZM102 20H103V19H102ZM104 20H105V19H104ZM109 20H110V19H109ZM128 20H127L126 22H128V24H129L130 20H129V21H128ZM13 21H15V20H13ZM100 21H101V20H100ZM100 21H99V22H100ZM164 21H165V20H164ZM251 21H252V20H251ZM258 21H259V20H257V22H258ZM262 21H263V20H262ZM8 22H10V21H8ZM15 22H16V21H15ZM22 22H24V21H21V23H22ZM96 22H97V21H96ZM96 22H94V23L96 24ZM124 22H125V21H124ZM142 22H143V21H142ZM142 22L140 21L139 23H140V25L142 24V26H143V23H142ZM12 23H13V22H12ZM24 23H25V22H24ZM63 23H64V21H63ZM112 23H113V22H112ZM121 23H122V22H121ZM255 23H256V21H255ZM9 24H10V23H9ZM58 24H59L58 27L60 28L59 31H61V28H62L61 26H62V24L60 25L59 22H58ZM66 24H67V23H65V25H66ZM72 24H73V23H72ZM95 24H94V25H95ZM109 24H110V23H109ZM125 24H126V23H125ZM128 24H127V25H128ZM136 24H137V23H136ZM146 24H147V22H146ZM257 24H258V23H257ZM257 24H256V25H257ZM11 25H13V26L15 25V27H16V23L11 24ZM20 25H21V24H20ZM22 25H24V24H22ZM77 25H78V24H77ZM77 25H76V26H77ZM85 25H86V23H85ZM97 25H98V24H97ZM115 25H117V27H119L117 23H116ZM123 25H124V24H123ZM129 25H131V22H130ZM129 25H128V26H129ZM133 25H134V26H137L138 24L135 25V23H134ZM144 25H145V24H144ZM7 26H8V25H7ZM56 26H57V25H56ZM56 26H55V27H56ZM63 26H64V25H63ZM71 26H72V25H71ZM100 26H101V25H100ZM110 26H111V25H110ZM121 26H122V25H121ZM9 27H10V26H9ZM11 27H12V26H11ZM87 27H88V26H87ZM98 27H99V26H98ZM98 27H97V28H98ZM104 27H105V26H103V27H101V28H104ZM117 27H115V28L118 29ZM124 27H126V26H124ZM131 27H133V26H131ZM139 27H140V26H139ZM143 27H144L143 29H144V31H145V26H143ZM13 28H14V27H13ZM16 28H19V27H16ZM16 28H14V29L17 30ZM59 28H58V29H59ZM65 28H66V27H65ZM65 28H64V29H65ZM69 28H70V27H69ZM74 28H75V26H74ZM79 28H80V27H79ZM88 28H90V27H88ZM93 28H94V26H93ZM99 28H100V27H99ZM107 28H108V26H107ZM119 28L122 29L123 27H119ZM126 28H127V27H126ZM128 28H129V27H128ZM134 28H136V27H133V29H134ZM140 28H142V27H140ZM14 29H13V30H14ZM50 29L52 30V33H50V32H51ZM90 29H91V28H90ZM113 29H114V28H113ZM130 29H131V28H130ZM143 29H141V30H142V33L144 32ZM146 29H147V28H146ZM68 30H69V29H68ZM68 30H65V33H63V34L66 36L65 38H67V36H68L70 39H72V38H73L72 35H73V32H74L75 30H70V31H68ZM79 30H80V29H79ZM104 30H105V29H104ZM104 30H101V32H102V31L104 32ZM124 30H126V29L124 28ZM134 30H135V29H134ZM141 30L139 31L138 28H137V34H136V31H135V34H136V35H139L140 32H141ZM19 31H20V30H19ZM49 31H50V32H49ZM55 31H56V30H55ZM63 31H64V30H63ZM77 31H78V30H76V32H77ZM80 31H81V30H80ZM112 31H115V30H112ZM128 31H129V30H128ZM20 32H21V31H20ZM101 32H100V35H101ZM129 32H130V31H129ZM129 32H127V33L129 34ZM131 32H132V31H131ZM146 32H147V30H146ZM162 32H163V31H162ZM54 33H55V32H54ZM78 33H79V32H78ZM104 33H105V32H104ZM104 33H103V34H104ZM142 33H141V34H142ZM60 34H62V32H59V33H57V34L55 33V34H54V38H55V39H53V40L55 41V40L57 39V36H59ZM103 34H102V35H103ZM106 34H108V33H106ZM106 34H105V35H106ZM132 34H133V35L130 34L132 37L134 36V37H137V38H138V36H136V35L134 34V31H133ZM143 34H144V33H143ZM168 34H169V33H168ZM259 34H260V33H259ZM24 35H25V34H24ZM30 35H31V33H30ZM30 35H29V37H30ZM34 35H31V36H34ZM79 35H80V33H79ZM98 35H99V34H98ZM102 35H101V37H102ZM111 35H112V33H111ZM144 35H145V37H146L147 34H144ZM144 35H143V37H144ZM151 35H152V34H151ZM184 35H185V34H184ZM261 35H262V34H261ZM20 36H21V35H20ZM75 36H76V35H75ZM148 36H149V37H148ZM182 36H183V35H182ZM60 37H64V36H60ZM103 37H104V36H103ZM105 37H106V36H105ZM112 37H113V36H112ZM127 37L130 38V36H128V35H127ZM132 37H131V38H132ZM134 37H133V38H134ZM140 37H142V36L140 35ZM145 37H144V38H145ZM147 37H148L149 39H150V38H151V39L153 38V40H152V41L150 40L149 44H147L148 46H149V45H152L153 43H155V41H157L156 38H155L156 40L154 41V36H153V35H152V36L147 35ZM34 38H35V37H34ZM81 38H82V37H81ZM129 38H128V41H129ZM131 38H130V39H131ZM137 38H136V39H137ZM160 38H161V37H160ZM160 38H158V41L160 40L159 42H161V39H160ZM182 38H183V37H182ZM188 38H189V37H188ZM22 39H23V38H22ZM58 39H59V38H58ZM61 39H62V38H61ZM61 39H60V40H61ZM67 39H68V38H67ZM103 39H104V38H103ZM103 39H102V40H103ZM105 39H107V38H105ZM105 39H104V42H105ZM139 39H140V38H139ZM141 39H142V41H144L143 38H141ZM162 39H163V38H162ZM185 39H186V38H185ZM3 40H4V39H3ZM23 40H24V39H23ZM27 40H28V39H27ZM29 40H31V39H29ZM51 40H52V38H51ZM53 40H52V41H53ZM60 40H59V41H60ZM102 40H101V41H102ZM111 40H112V38H111ZM132 40H133V42H134L135 39H132ZM145 40H146V41H144L143 43L145 44V47L148 48V46H146V43H145V42H147L148 39L145 38ZM168 40H169V39H168ZM9 41H10V40H9ZM25 41H26V40H24V42H25ZM35 41H37V40H35ZM59 41H57V42H59ZM62 41H64V39H63ZM62 41H61V42H62ZM74 41H75V40H74ZM128 41H127V42H128ZM130 41H131V40H130ZM138 41H139V40H138ZM162 41H163V40H162ZM180 41H181V40H180ZM27 42H28V41H27ZM66 42H68V41H66ZM69 42H70V41H69ZM139 42H140V41H139ZM163 42H164V41H163ZM168 42H169V41H168ZM35 43H36V42H35ZM35 43H34V44H35ZM49 43H50V42H49ZM54 43H55V42H54ZM62 43H64V42H62ZM62 43H61V44H62ZM111 43H112V42H111ZM131 43H132V42H131ZM137 43H138V42H137ZM150 43H151V44H150ZM156 43H158V42H156ZM156 43H155V44H156ZM6 44H8V42H7ZM26 44H27V43H26ZM34 44H33V46H34ZM36 44H38V42H37ZM51 44H52V43H51ZM58 44H60V42H59ZM58 44H57V45H58ZM71 44H72V43H71ZM134 44H136V42H134ZM139 44H142V43H139ZM164 44H165V42H164ZM164 44H163V47H164V46L166 47L167 44H166V45H164ZM22 45H23V44H22ZM52 45H54V44H52ZM66 45H69V43H67ZM66 45H65V47L68 48L69 46L67 47ZM73 45H74V44H72L71 47H72ZM153 45H154V44H153ZM158 45H159V44H158ZM158 45H157V46H158ZM160 45H161V47H162V44H160ZM203 45H206V47H205V48H204V47H201V48H204V50H205V49L207 48V44H203ZM209 45H210V44H209ZM209 45H208V46H209ZM55 46H56V45H55ZM119 46H120V45H119ZM142 46H143V44H142ZM157 46L154 47V48H152V50L150 49L149 51H147L148 49H145V50L147 51V53L145 54L144 59H142V60H144V61H145V59H146L147 63L150 65V68L153 69V70H156V75H155L154 77L152 76V77H153V84H152V86H155V87H159V86H161V85H162V79H164V77H165V75L163 76L161 73H162L163 71H169V70H171L172 72H173V71H178V72H180V73H181V72H186V73L190 76L189 78H195V76H197V77H204V78H203V81H202L201 83L204 82V79L206 78V77H205V71H206V70L203 69V70H204V72H203V71L199 70L200 68L195 69V68H196L195 65H194L195 68L193 67V64H195L194 62H196L195 60L198 58V56H197V57L195 58V60H194V55H196V51H197V50L195 51V48H194V50L192 49L193 51H195V54H194V52H193V53H192V52H188V51L190 50L189 47L187 48V49H189V50L185 49L186 51L184 50V51L181 52V51H179V50L177 49V51H174V53H173V50H174V49L176 50V48H174V49L171 48L172 50H171V49H168V47H170V44H168L167 49L161 48L160 46L157 47ZM187 46H188V45H187ZM21 47H22V46H21ZM23 47H24V46H23ZM25 47H26V46H25ZM27 47H28V46H27ZM31 47H32V46H31ZM36 47H37V46H36ZM36 47H35V50H36ZM39 47H40V46H39ZM39 47H38V48H39ZM46 47H47V45H46ZM56 47H58V46H56ZM65 47H64V51H66V52L68 53L67 50H68L69 48H68L67 50H65ZM138 47H139V46H138ZM145 47H144V48H145ZM149 47H150V46H149ZM151 47H153V46H151ZM172 47H173V46H172ZM174 47H175V46H174ZM185 47H186V46H185ZM211 47H212V46H211ZM263 47H264V46H263ZM19 48H20V47H19ZM33 48H34V47H33ZM38 48H37V49H38ZM48 48H49V47H48ZM50 48H51V47H50ZM115 48H116V47H115ZM120 48H121V47H120ZM120 48H118V50H119ZM144 48H143V50H144ZM29 49H30V48H29ZM42 49H43V46H42ZM44 49H45V47H44ZM44 49L42 50V52L45 54V53L48 52V51H45ZM46 49H47V48H46ZM71 49H73V47H72ZM139 49H141V48H139ZM179 49H180V48H179ZM209 49H211V51H212V48H209ZM214 49H215V48H214ZM35 50H34V51H35ZM39 50H40V49H39ZM118 50H117V51L115 50L116 53L119 52V51L122 52V51H121L122 48H121V50H119V51H118ZM123 50H124V53H125V49H124V48H123ZM169 50H170L171 52H170ZM182 50H183V49H182ZM207 50H208V48H207ZM207 50H206V51H207ZM215 50H216V49H215ZM44 51H45V52H44ZM49 51H50V50H49ZM139 51H140V50H139ZM178 51L181 52V53H178ZM199 51H200V52H199ZM201 51H203V49L198 50L199 53H201ZM36 52H40V51L36 50L35 53H36ZM71 52H72V51H71ZM126 52H127V51H126ZM142 52H143V54H142V53H141V54L144 55V51H142ZM175 52H177L178 54L175 53ZM198 52H197V53H198ZM208 52H209V50H208ZM35 53H34V54H35ZM52 53H53V52H52ZM113 53H114V52H113ZM124 53H121V54H124ZM209 53H210V52H209ZM209 53H208V54H209ZM118 54L120 55V53H118ZM130 54L132 55V53H130ZM130 54H129V55H130ZM40 55H41V54H40ZM46 55H47V54H46ZM54 55H55V53H54ZM54 55L51 54L50 56H52V58H53ZM68 55L70 56L69 53H68ZM124 55H125V54H124ZM131 55H130V56H131ZM201 55H202V56H205L206 53L203 52V54H201ZM33 56H34V55H33ZM41 56H42V55H41ZM43 56H44V55H43ZM50 56H49V57H50ZM92 56H93V55H92ZM92 56H91V57H92ZM134 56H135V55H134ZM136 56H137V54H136ZM136 56L134 57L135 60H133V57H132V60L129 59V60L133 61V63L130 62L128 59L126 60V59L124 58L125 56H122V57L119 56L121 59L124 58V60H121V59L119 60V58H118V61L116 60L115 62H112V63L114 64L112 70H114V72H115V71L118 72V73H119L118 75L121 74V75H123V76H125V77H129V78H131V79L133 78V79L135 80V79H136V73H137V71H135V68H138V67H137V64H134V63H135L134 61H137V60H136ZM138 56H140V55L138 54ZM207 56H208V55H207ZM39 57H40V56H39ZM86 57H87V56H86ZM86 57L83 55V53H81V55H80L79 57H77V58H79V59H78L79 61H80V59H81V61L85 62V61H86V60H85ZM40 58H41V57H40ZM130 58H131V57H130ZM141 58H143V56H141ZM203 58H204V57H203ZM203 58H202V59H203ZM38 59H39V58H38ZM50 59H51V57H50ZM50 59H49V60H50ZM93 59H94V58H93ZM111 59L113 60V59H115V58H111ZM138 59H139V58H138ZM45 60H47V59L45 58ZM49 60H48V62H49ZM109 60H110V58H109ZM109 60H108V62H109ZM142 60H141V62H142ZM165 60H166L167 62H168V60H173V64H172V62H171V64H172V65H171V64H169V62H168L169 65H165V63H164ZM105 61H106V60H105ZM113 61H114V60H113ZM146 61H145V62H146ZM202 61H203V60H202ZM72 62H73V61H72ZM76 62H77V59H76ZM138 62H139V60L137 61V63H138ZM145 62H144V63H145ZM44 63H45V62H44ZM44 63H43V64H44ZM73 63H74V62H73ZM73 63H71V64H69V63H64V69L67 70L68 72H71V71L75 70L77 67L81 66V65H80L81 63L79 64V63L77 62L78 64L75 63L76 65H75V64L73 65ZM105 63H106V62H105ZM139 63H140V62H139ZM139 63H138V64H139ZM10 64H12V63H10ZM13 64H14V63H13ZM17 64H18V63H17ZM40 64H42V62H41ZM47 64H48V63H47ZM85 64H86V62H85ZM166 64H167V63H166ZM82 65H83V64H82ZM106 65H108V64H106ZM134 65H136V67H135ZM198 65H199V64H198ZM10 66H12V65H10ZM13 66H14V65H13ZM15 66H16V65H15ZM50 66H52V64H50ZM54 66H55V64H54ZM144 66H145V64H144ZM134 67H135V68H134ZM145 67H146L145 69H147L148 66H145ZM7 68H8V65H7ZM10 68H11V67H10ZM12 68H15V67H12ZM17 68H18V67H17ZM140 68H141V67H140ZM148 68H149V67H148ZM15 69H16V68H15ZM15 69H14V70H15ZM54 69H55V68H54ZM205 69H206V67H205ZM52 70H53V69H52ZM108 70H109V69H108ZM136 70H137V69H136ZM12 71H13V69H12ZM15 71H16V70H15ZM15 71H13V73H14ZM138 71H139V69H138ZM146 71H148V69H147ZM151 71H152V70H151ZM151 71H150V72H151ZM6 72H7V70H6ZM109 72H110V71H109ZM140 72H141V71H140ZM158 72H161V73H158ZM169 72H170V71H169ZM207 72H209V70H207ZM1 73H2V72H1ZM7 73H8V72H7ZM10 73H11V70H10ZM52 73H53V72H52ZM52 73L50 72V74H52ZM81 73H83V72H79V74H78L77 77H79V75H81V77H82L83 80H85L86 77H88V79H89L90 76H86V75H85V76L83 77V75H82ZM147 73H148V72H147ZM174 73H175V72H173V73H171V74L173 75ZM186 73H185V74H186ZM83 74H84V73H83ZM96 74H97V73H96ZM112 74H113V73H112ZM137 74L140 75V73H137ZM151 74H152V72H151ZM154 74H155V73H154ZM177 74H178V73H177ZM177 74H176V76H177ZM214 74H215V73H214ZM11 75H12V74H11ZM89 75H90V74H89ZM115 75H116V74H115ZM146 75H147V74H146ZM152 75H153V74H152ZM168 75H169V74H168ZM172 75H171V76H172ZM179 75H180V74H179ZM208 75H210V74H208ZM208 75H206V76H208ZM6 76H7V75L2 76L3 78H2V77H1V78L5 80V78H7ZM9 76H10V75H9ZM9 76H8V78H9ZM91 76H92V75H91ZM93 76H94V75H93ZM96 76H98V75H96ZM137 76H138V75H137ZM4 77H5V78H4ZM10 77H11V76H10ZM81 77H79V80L82 82ZM98 77H100V76H98ZM147 77L149 78V77H151V76H148V75H147ZM167 77H168V76L166 75V78H167ZM169 77H170V76H169ZM173 77H174V76H173ZM187 77H188V76H187ZM11 78H14V77H11ZM11 78H9L8 80L11 81V80H12ZM60 78H61V77H60ZM92 78H93V77H92ZM92 78L90 77V79H92ZM144 78H146L145 75H144L141 79H144ZM184 78H185V77H184ZM10 79H11V80H10ZM63 79H65V78H62V81H65V80H66V83H65V84H68V81H70V80H68L67 78H66L65 80H63ZM88 79H86V80H88ZM93 79H94V78H93ZM117 79H118V77H117ZM117 79H116V80H117ZM141 79L139 80V77H138V81H135V82H136L135 85L143 86V85H144L143 83L146 82V81H144L145 79L141 81ZM151 79H152V78H151ZM201 79H202V78H201ZM0 80H1V79H0ZM8 80L6 79L5 81H8ZM67 80H68V81H67ZM86 80L84 81V83L87 82L86 84H88V81H86ZM97 80H99V79H97ZM102 80H103V79H102ZM116 80H115V81H116ZM119 80H120V79H119ZM119 80H118V81H119ZM124 80H127V79H124ZM169 80H170V79H169ZM179 80H180V79H179ZM205 80H206V79H205ZM208 80H209V79H208ZM54 81H55V80H54ZM75 81H76V79H75ZM90 81H91V80H90ZM95 81H96V80H95ZM118 81H117V82H118ZM143 81H144V82H143ZM167 81H168V80H166V83H167ZM171 81H172V80H171ZM176 81H177V80H176ZM190 81H191V80H190ZM190 81H188V82H190ZM192 81H193V80H192ZM199 81H200V80H199ZM0 82H1V81H0ZM11 82H14V81H11ZM96 82H97V81H96ZM99 82H100V81H99ZM99 82H98V83H99ZM101 82H103V81H101ZM125 82H126V81H125ZM130 82H131V81H130ZM142 82H143V83H142ZM150 82H151V81H150ZM185 82H186V81H185ZM188 82H187V83H188ZM2 83H3V82H2ZM2 83H1V84H2ZM62 83H63V82H62ZM84 83H82V84H84ZM115 83H116V82H115ZM122 83H123V81H122ZM168 83H169V82H168ZM187 83H184V84H187ZM195 83H196V82H195ZM195 83H194V84H195ZM201 83H200V84H201ZM204 83H207V82H204ZM208 83H209V82H208ZM57 84H58V83H57ZM59 84H60V82H59ZM99 84H101V83H99ZM4 85H5V84H4ZM89 85H90V84H88V89H89ZM102 85H103V84H102ZM114 85H115V84H114ZM130 85H131V84H130ZM147 85H150V83L147 84ZM147 85H146V86H147ZM171 85H172V84H171ZM188 85H189V84H188ZM188 85H187V86H188ZM205 85H206V84H205ZM207 85H208V84H207ZM62 86H63V84H62ZM64 86H65V85H64ZM84 86H85V85H84ZM132 86H133V85H132ZM150 86H151V85H150ZM165 86H166V85H165ZM187 86H186V87H187ZM90 87H91V86H90ZM98 87H100V86H98ZM115 87H116V86H115ZM115 87H114V88H115ZM147 87H148L149 89H148V88H144V89H148V90L151 89L149 86H147ZM166 87H167V86H166ZM0 88H1V87H0ZM80 88H81V87H80ZM83 88H84V87H83ZM120 88H121V87H120ZM138 88H139V87H138ZM140 88H141V87H140ZM164 88H165V87H164ZM167 88H168V87H167ZM167 88H166V89H167ZM190 88H191V87H190ZM192 88H193V87H192ZM192 88H191V89H192ZM84 89H85V88H84ZM90 89H92V87H91ZM90 89H89L88 91H90ZM101 89H102V86H101ZM154 89H155V88H154ZM207 89H209V88H207ZM210 89H211V88H210ZM95 90H96V89H95ZM95 90L93 89L94 92H95ZM98 90H99V89H98ZM117 90H118V89H117ZM121 90H122V89H121ZM121 90H120V91H121ZM141 90H142V89H141ZM152 90H153V88H152ZM211 90H212V89H211ZM7 91H8V90H7ZM83 91H84V90H83ZM99 91H100V90H99ZM101 91H102V90H101ZM104 91H105V90H104ZM104 91H103V93H104ZM122 91H123V90H122ZM162 91H164V90H162ZM170 91H171V90H170ZM97 92H98V91H97ZM97 92H95V93H97ZM118 92H119V91H118ZM159 92H161V91H159ZM208 92H209V91H208ZM212 92H213V91H212ZM90 93H91V92H90ZM101 93H102V92H101ZM122 93H123V92H122ZM157 93H158V92H157ZM209 93H210V95H212L211 92H209ZM98 94H100V93L98 92ZM104 94H105V93H104ZM104 94H103V95L101 94L103 98H105ZM151 94L154 95V93H151ZM206 94H207V92H206ZM217 94H218V93H217ZM87 95H88V94H87ZM101 95H99V96H101ZM119 95L122 96L121 93H120ZM128 95H129V94H128ZM155 95H156V94H155ZM219 95H221V94H219ZM6 96H7V95H6ZM124 96H125V95H124ZM156 96H157V95H156ZM207 96H208V95H207ZM86 97H87V96H86ZM91 97H92V96H90V98H91ZM118 97H119V96H118ZM122 97H123V96H122ZM148 97H149V96H148ZM150 97H151V96H150ZM153 97H154V96H153ZM195 97H196V96H195ZM208 97H209V96H208ZM210 97H212V96H210ZM215 97H219V96H215ZM220 97H221V96H220ZM90 98H89V99H90ZM96 98L98 99V97H96ZM99 98H100V97H99ZM140 98H141V97H140ZM151 98H152V97H151ZM155 98H156V97H155ZM155 98H153V99H155ZM125 99H126V98H125ZM127 99L132 101V100L134 99V96H131V95H130L129 97H127ZM127 99H126V101H127ZM149 99H150V98H149ZM192 99H193V97H192ZM195 99H196V98H195ZM205 99H206V98H205ZM99 100H100V99H99ZM101 100H102V99H101ZM151 100H152V99H151ZM120 101H121V99H120ZM153 101H154V100H153ZM155 101H156V100H155ZM91 102H92V100H91ZM128 102H129V101H128ZM174 102H175V101H174ZM27 103H29V101H28ZM122 103H123V102H122ZM134 103H135V101H134ZM7 104H8V103H7ZM23 104H24V103H23ZM23 104H22V105H23ZM125 104H126V103H125ZM136 104H137V103H136ZM173 104H174V103H173ZM175 104H176V103H175ZM128 105H129V104L127 103V106H128ZM127 106H126V107H127ZM173 106H174V105H173ZM176 106H177V105H176ZM176 106H175V107H172V106H171V107H172V109H173V108H177V107H178V106H177V107H176ZM22 107H23V106H22ZM123 107H124V105H123ZM131 107L134 108V105L131 106ZM180 107H182V106H180ZM132 108H131V110H132ZM195 108H196V107H195ZM20 109H22V108L20 107ZM25 109H26V106H25ZM73 109H74V108H73ZM134 109H135V108H134ZM169 109H170V108H169ZM178 109H179V108H178ZM217 109H218V108H217ZM228 109H229V108H228ZM228 109H227V110H228ZM131 110H130V111H131ZM135 110H137V109H135ZM149 110H150V109H149ZM174 110H175V109H174ZM182 110H183V109H182ZM16 111H17V109H16ZM21 111H22V110H21ZM25 111H26V110H23L24 113H25ZM68 111H69V110H68ZM74 111H76V110H74ZM127 111H129V110H127ZM145 111H146V110H145ZM164 111H165V110H164ZM164 111H163V112H164ZM228 111L230 112V109H229ZM237 111H238V110H237ZM18 112H19V109H18L17 113H18ZM23 112H22V113H23ZM70 112H71V111H70ZM76 112H77V111H76ZM124 112H126V111H124ZM143 112H144V111H143ZM143 112L141 111V113H143ZM148 112H149V111H148ZM148 112H147V111L145 112V113H147V116L149 115L150 112H152V110H151L149 113H148ZM156 112H157V111H156ZM24 113H23V114H24ZM26 113H27V112H26ZM66 113H67V110H66ZM66 113H65V114H66ZM72 113H73V112H72ZM72 113H71V114H72ZM166 113H167V112H166ZM177 113H178V114H181V113H179L178 111H177ZM205 113H206V112L204 111L203 114H205ZM211 113H212V111H211ZM211 113H210V115H213V114H211ZM219 113H220V112H219ZM223 113L226 114V112H223ZM227 113H228V112H227ZM230 113H231V112H230ZM230 113H229V116H230ZM232 113H233V111H232ZM0 114H1V113H0ZM14 114H15V112L13 113V115H14ZM62 114H63V113H62ZM67 114H68V113H67ZM76 114H77V113H76ZM122 114H124V113H122ZM126 114H127V113H126ZM126 114H125V115H126ZM136 114H137V113H136ZM139 114H140V112L138 113V115H139ZM150 114H151V113H150ZM178 114H177V115H178ZM185 114H186V113H185ZM203 114H202V115H203ZM207 114H208V113H206L205 117H206V116H209V115H207ZM233 114H234V113H233ZM237 114H238V113H237ZM237 114H235V115H237ZM259 114H260V113H259ZM1 115H2V114H1ZM18 115H19V114H18ZM21 115H22V114H21ZM24 115H25V114H24ZM74 115H75V113H74ZM78 115H79V112H78ZM78 115H77V116H78ZM127 115H128V114H127ZM127 115H126V116H127ZM130 115H132V113H131ZM130 115H128V116H130ZM143 115H145V114H143ZM162 115H163V114H162ZM162 115H160L161 118H162ZM166 115H167V114H165V116H166ZM216 115H219V114L217 113V114L213 115V117L216 116ZM4 116H6V115L4 114ZM4 116H3V119H5ZM7 116H8V115H7ZM7 116H6V118H8ZM9 116H10V115H9ZM67 116H68V115H67ZM77 116H76V117H77ZM163 116H164V115H163ZM180 116H181V115H180ZM191 116H193V118L196 119V116H195V117H194V115H191ZM191 116H189V117L192 118ZM220 116H221V119L224 118V117H226V115H225V116L223 115V117H222V114H220ZM227 116H228V115H227ZM233 116H234V115H233ZM238 116H239V115H238ZM240 116H241V114H240ZM1 117H2V116H0V118H1ZM11 117H12V116H11ZM63 117H64V116H63ZM69 117H70V116H69ZM79 117H80V116H79ZM85 117H86V116H85ZM85 117H84L83 119H85ZM87 117H88V116H87ZM131 117H132V116H131ZM148 117H149V116H148ZM181 117H183V119L186 118V117L184 118L183 114H182ZM187 117H188V116H187ZM189 117H188V118H189ZM201 117H202V116H201ZM9 118H10V117H9ZM13 118H14V117H13ZM70 118H71V117H70ZM80 118H81V117H80ZM80 118H79V119H80ZM127 118H129V117H127ZM127 118H126V119H127ZM143 118H144V120H147V121H148V122L146 123L147 125H148V124H154V126L157 125L159 128H160V126H161V127L164 126V127L168 128V129L171 131V132H169V133H170V134L172 133V134H171L172 136H173V135L176 136L177 134L180 133V132H178V127H181V125H183L182 128H183L184 126H185V127L189 126V125H187V126L184 125L183 122L180 123L182 120L179 121V124H181V125H179V126H178V124L176 125V126H178V127H176L175 125H174V126H173V125H170L169 122H171V121L167 122V121L165 120V118H166L167 120H169V116H168V118H167V117H165V118L163 117L162 119L159 118V116H158V117H157V118H158L157 121H154V122H151V120L146 119L145 116H144ZM173 118H174V117H173ZM188 118H186V119H188ZM209 118H211V117H209ZM219 118H220V117H219ZM219 118H218V119H219ZM227 118H228V117H227ZM243 118H244V117H243ZM247 118H248V117H247ZM76 119H77V118H76ZM90 119H91V118H90ZM126 119H125V120H126ZM131 119H132V118H131ZM131 119H130V120H131ZM159 119H160V120H159ZM179 119H181V118H179ZM179 119H178V120H179ZM194 119H193V120H194ZM197 119H198V117H197ZM197 119H196V120H197ZM207 119H208V117H207ZM214 119H215V118H214ZM218 119H216V120L218 121ZM228 119H229V118H228ZM228 119H226V123H228V121L230 122V119H229V120H228ZM261 119H262V118H261ZM0 120H1V119H0ZM16 120H17V119H16ZM73 120H75V118H74ZM132 120H133V119H132ZM137 120H138V119H137ZM140 120H141V118H140ZM142 120H143V119H142ZM144 120H143V121H144ZM153 120H154V118H152V121H153ZM170 120H172V118H170ZM193 120H192V119H191V121L188 120V122L190 121V124H192ZM196 120H194V121H196ZM198 120H199V119H198ZM200 120H203L202 122L200 121L201 124L205 121V120H204V115H203V119L200 118ZM223 120H224V119H223ZM231 120H232V119H231ZM238 120H239V119H238ZM262 120H263V119H262ZM1 121H2V120H1ZM3 121H4V120H3ZM6 121H8V120L5 119V122H6ZM14 121H15V120H14ZM79 121H80V120H79ZM83 121L85 122L86 119L83 120ZM88 121H90V120H89V117H88ZM88 121H87V122H88ZM96 121H97V120H96ZM98 121L100 122V120H98ZM98 121H97V122H98ZM133 121H134V120H133ZM133 121H132V123H133ZM135 121H136V119H135ZM138 121H139V120H138ZM172 121H173V120H172ZM176 121H177V120H176ZM207 121H210V120H207ZM212 121H213V120H212ZM214 121H215V120H214ZM224 121H225V120H224ZM235 121H237V117L235 118ZM239 121H240V120H239ZM245 121L248 123V121H247L246 119H245ZM245 121H244V122H245ZM260 121H261V120H260ZM10 122H11V121H10ZM17 122H18V121H17ZM81 122H82V119H81ZM90 122H91V121H90ZM127 122H128V121H127ZM141 122H142V121H141ZM173 122H175V119H174ZM173 122H172V123H173ZM200 122L198 121V123H200ZM237 122H238V121H237ZM237 122H236V123H237ZM241 122H242V117H241ZM241 122H238V123L241 124ZM11 123H12V122H11ZM74 123H75V122H74ZM88 123H89V122H88ZM112 123H113V122H112ZM130 123H131V121H130ZM134 123H137V122H134ZM134 123H133V124H134ZM138 123H139V122H138ZM177 123H178V121H177ZM196 123H197V122H196ZM196 123H195V125H194V123L192 124V125H194L195 127L190 125L191 127H193V128H189L190 130H188L187 128H185V129H186L187 131H190V133L192 134L194 128H195V129L199 128V127H198L199 124H196ZM209 123L212 125V122H208V124H209ZM218 123H220V122H218ZM222 123H223V122H221V126L224 127V126L222 125ZM226 123H225V124H226ZM233 123H234V121H233ZM236 123H235V127H237V126H236ZM238 123H237V125H238ZM247 123H246V124L243 123V124L246 125V126H248L249 124L247 125ZM254 123H255V122H254ZM254 123H253V124H254ZM2 124H3V126H5L4 128H7V127L9 126V123H8V122H7L8 126L6 125V123H5V125H4V123H1V125H2ZM75 124H76V123H75ZM91 124H92V123H91ZM96 124H98V123H96ZM113 124H114V123H113ZM140 124H141V123H139V125H140ZM174 124H176V123H174ZM204 124H205V123H204ZM206 124H207V123H206ZM10 125H11V124H10ZM73 125H74V124H73ZM88 125H89V124H88ZM94 125H95V124H94ZM127 125H128V124H127ZM214 125H216V124H214ZM218 125H219V124H218ZM218 125H217V126H218ZM226 125H227V124H226ZM229 125H230L229 128L231 129V126H233V125L231 124V122H230V124H228L227 126H229ZM250 125H252V124H250ZM6 126H7V127H6ZM13 126H14V124H13ZM13 126H12V127H13ZM15 126H16V125H15ZM17 126H18V125H17ZM17 126H16V127H17ZM76 126H77V124H76ZM78 126H79V125H78ZM80 126H81V125H80ZM80 126H79V127H80ZM90 126H91V125H90ZM90 126H89V127H90ZM92 126H93V125H92ZM97 126L99 127V125H95V127H97ZM109 126H110V125H109ZM128 126H130V124H129ZM140 126H141V125H140ZM150 126H152V128L154 129L153 125H150ZM190 126H189V127H190ZM207 126H208V125H207ZM239 126H240V125H238V128L240 129V128H242L243 125H241L240 127H239ZM246 126H244V128H245ZM16 127H15V128H16ZM82 127H84L83 129L88 128V127L85 128V126H82ZM95 127H94V128H95ZM98 127H97V128H98ZM107 127H108V126H107ZM110 127H111V126H110ZM110 127H109L108 129H110ZM115 127H116V126H115ZM158 127L156 128V126H155V129H159ZM164 127H163V129H164ZM201 127H203V125H202ZM209 127H210V126H209ZM209 127H208V128L206 127V128L209 129ZM248 127H249V126H248ZM0 128L3 129L2 126H1ZM9 128H10V127H9ZM76 128H77V127H76ZM113 128H114V126H113ZM113 128L110 129V130H113V131H114ZM130 128H132V127H130ZM210 128H213V129H214V128H216V127H215V126H214V127L212 126V127H210ZM217 128H218V127H217ZM217 128H216V130H217ZM226 128H227V127H225V130H226ZM233 128H234V126H233ZM233 128H232V129H233ZM252 128H253V126H251L250 129H252ZM12 129H14V128H12ZM16 129H18V128H16ZM77 129H78V128H77ZM83 129H81V127H80V131L83 130ZM90 129H91V127H90ZM108 129H106V130H108ZM140 129L143 130V127H142V128H138V130H140ZM163 129H162V130H163ZM191 129H192V130H191ZM195 129H194V130H195ZM203 129H204V128H202L200 131H202ZM207 129H206V130H207ZM213 129H212V130H213ZM223 129H224V128H223ZM223 129H222V130H223ZM234 129L237 131L236 128H234ZM246 129H247V128H245L244 131H246ZM250 129H249V131H248V136H250V135H249V134H250V133H249V132H250ZM253 129H254V128H253ZM253 129H252V130H253ZM4 130H5V129H4ZM20 130H21V129H20ZM75 130H76V129H75ZM96 130H99V129H96ZM96 130L94 131V129H93V131H94L95 133H96ZM103 130H104V129H103ZM110 130H109V131H110ZM141 130H140V133H141ZM145 130L148 132L147 129H144L142 132H144ZM180 130H181V128L179 129V131H180ZM183 130H184V128H183ZM183 130H181V131H183ZM198 130H199V129H198ZM198 130H197V131H198ZM216 130L214 129V131H216ZM242 130H243V129H242ZM242 130L240 129V131H242ZM247 130H248V129H247ZM6 131L8 132V129H6ZM14 131H15V130H14ZM76 131H77V130H76ZM80 131L78 130L79 133H80ZM89 131H90V130H89ZM89 131H88V132H89ZM101 131H102V130H101ZM133 131H134V130H133ZM146 131H145V133H146ZM159 131H160V130H159ZM163 131H164V130H163ZM163 131H161V132H163ZM187 131H186V133H188ZM191 131H192V132H191ZM207 131H208V130H207ZM207 131H205L206 136H203V135H202L203 137H206V138H207V133H206ZM209 131H210V129H209ZM209 131H208V132H209ZM227 131H228V130H227ZM227 131H226V133L229 134L230 131H229V132H227ZM236 131H235L234 133H236ZM9 132H10V131H9ZM84 132H86V131L84 130ZM115 132H116V131H115ZM135 132H136V131H135ZM137 132H138V131H137ZM154 132H156V131H154ZM157 132H158V131H157ZM167 132H168V131H167ZM194 132H195V131H194ZM210 132H211V131H210ZM217 132H218V130H217ZM217 132H216V134H218ZM221 132H223V131H221V129H220V130H219V133H221ZM231 132H232V131H231ZM238 132H239V130H238ZM253 132H254V131H253ZM3 133H4V132H3ZM15 133H17V131H16ZM86 133H87V132H86ZM86 133H85V134H86ZM89 133L91 134V136L94 134V133H91V132H89ZM145 133H144V134H145ZM165 133H166V132H165ZM169 133H167V134H169ZM184 133H185V132H184ZM184 133H182V135H183ZM190 133H189V134H190ZM195 133H197V132H195ZM195 133L192 134L193 137H194V135H195V136L197 135V134H195ZM203 133H204V131H203ZM239 133H240V132H239ZM242 133H243V132H241L240 135H241ZM245 133H246V132H245ZM5 134H6V132H5ZM13 134H14V133H13ZM80 134H81V133H80ZM85 134H84V135H85ZM96 134L99 135V134H101V133H100V132H99V133L97 132ZM113 134H114V133L111 131V135H112V136H113ZM141 134H142V133H141ZM144 134H142V137H143ZM189 134H188V135H189ZM198 134H199V133H198ZM200 134H202V132H201ZM211 134H212V133H211ZM213 134H215V132H213ZM251 134H252V133H251ZM6 135H7L8 138H9V133L6 134ZM81 135L83 136V133H82ZM81 135H80V137H82ZM98 135H97V136H98ZM114 135H116V133H115ZM157 135H158V134H157ZM180 135H181V134H180ZM180 135H178V137H176V138H178V139H175V140H179V141H180V139H179V136H180ZM208 135H210V133H209ZM221 135H222V133H221ZM221 135H219V136H221ZM225 135H226V134L223 132V136H221V137H222V138H221V139H222L221 142H220V139H219V142H220L221 144L224 143V142H226V139H225V138H227V136L225 137ZM245 135H247V134H245ZM245 135H242V138H243V136H245ZM14 136H15V134H14ZM77 136H78V135H77ZM95 136H96V135H95ZM140 136H141V135H140ZM140 136H138V137H140ZM162 136H163V135H162ZM164 136L166 137V135H164ZM169 136H170V135H169ZM169 136H167V137H169ZM185 136H186V135H185ZM185 136H184V137H185ZM202 136H201V139H203ZM210 136H211V135H210ZM210 136H209V137H210ZM214 136H215V135H214ZM219 136L216 135V137H214V138H216V140H217V138H218ZM228 136H230V135H228ZM231 136H232V135H231ZM15 137H16V139H17V136H15ZM46 137H47V135H46ZM84 137H85V136H83L82 138L84 139ZM88 137H89V134H88V136H87V141H88L90 138H93V137H90V138H88ZM99 137H100V135H99ZM99 137H97V138H99ZM136 137H137V136H136ZM144 137H145V136H144ZM144 137H143V138H144ZM147 137H148V136H147ZM181 137H182V136H181ZM187 137H188V136H187ZM191 137H192V136H190V137H189V140H187V141H190V138H191ZM211 137H213V136H211ZM234 137H235V136H234ZM234 137H232V139H228V140H229L228 142H230L229 145H226V143H225V145L227 146V148H228V146H229L230 148H232L233 142L237 140L236 137H235L236 140H233ZM246 137H247V136H246ZM246 137H245L244 139H246ZM4 138H5V137H4ZM13 138H14V137H13ZM13 138H12V136H10V139H13ZM97 138H96V139H97ZM100 138L102 139L103 137L101 136ZM100 138H99V139H100ZM143 138H142V139H143ZM157 138H158V137H157ZM161 138H162V137H161ZM173 138H175V137H173ZM173 138H171V139H173ZM230 138H231V137H230ZM63 139H64V138H63ZM96 139L94 138L93 141L96 140ZM99 139H98V141H99ZM148 139H149V138H147V140H146V142H145V143H147V144H145L146 147H145V146H142V144H143L144 141H145V139H143V140H141V142L143 141V143H142L141 145H140V144H139V145H138V144H135V145H134V148L132 147V148H133V150L131 149V150L133 151L132 153H128V152H127L128 154L126 153V154H127V155H126V154H125L126 151H124L125 156H124V154L122 155V153H121L122 149H121V148H123V150L128 149V145H127V144L124 145L126 142H125L124 144H121V143L119 142L122 146H124V147L127 146V148L125 147L126 149H124V147H121V146L119 145V143H117L116 145H115L116 142H114L113 144H109V143H108V144H109V145H108V144L106 143V142H108V141L105 142L104 139H102V140H103V144H104V142H105V144L108 145V148H107V146H105L108 150L104 147V148H99V149H98V152L100 151L101 154H105L106 156H108V154H110L111 157L116 156L118 153L121 154V155H120L121 157L119 156L118 159L121 158L120 161H123V162H125V163H129L128 165H129L130 167H129V166H128V167H129V169H130L129 172H130V175H131L132 179L129 178V179H131L130 182H129L128 180L124 181V182H129V184H128V185H125V186H124L125 183L123 184V183H122L123 181H122V182L120 181V182L123 184V185L120 184L121 186H123V187L120 188L121 190L119 189L120 192L122 191L121 193L123 194V190H125V191L127 190L128 194L124 196L125 198H126V196H127V202H128L129 199H132V201L137 200V201L139 202L138 204L140 205L139 208L141 207V209H140L141 212L143 213V212L145 211L144 214L141 213L142 215L145 216V214H146L147 217H148V216H151V217L153 216L152 218H154V215H156L157 217H159V220H160V216H158V215H161V214H158V212H157L158 209H159V207L161 208V205H162V204H165V205L167 204V205H168L169 203H170V204H169L168 206H169L170 208H171L172 206H174V205H175V202H174V204H173V201L176 200V198L174 197L176 194L173 195V199H174V198H175V199H174V200L171 199L169 194H172V193H168V192L166 191L167 185H166V182H164V181H165V180H164L165 178L163 179L164 181L161 180V181H163V182H159V181L156 180V178L154 177V176H156V174H157V176H159L160 174L156 173L157 171H155V172H153V173H156V174L153 175V173H152V171H153L152 168L154 167V165H155L154 163H155V162L153 163L154 165H151L152 163H151L150 160H152L151 158H152V156H154L153 154H154L155 152L157 153V151H158V155H159L160 153H161V154H164V153L166 152V150H165L164 153L161 152V151H163L164 149H162L161 151H160V149H158L157 151H154L153 146H155V147L157 148V146H161L163 143L161 144V143H159L160 141H159V142H158V141L156 142L155 140L151 141V140H148ZM169 139H170V138H169ZM171 139H170V140H171ZM182 139H183V137H182ZM184 139H185V138H184ZM184 139H183V140H184ZM191 139H193V138H191ZM198 139H199V140H197V138H196V140L198 141V144H199V143H201L200 137H199ZM204 139H205V138H204ZM210 139H213V138H210ZM239 139H240V138H239ZM244 139H242L243 141L240 140V143L243 142L242 144H244V143H245V142H244ZM14 140H15V138H14ZM14 140H12V141H14ZM91 140H92V139H91ZM102 140H101V141H102ZM139 140H140V138H139ZM157 140H159V138H158ZM160 140H161V139H160ZM163 140H166V139H164V137H163ZM163 140H162V141H163ZM194 140H195V138H194ZM196 140H195V142H196V144H197V141H196ZM208 140H209V138H208ZM208 140L206 139V141H208ZM246 140H248V138H247ZM260 140H261V139H260ZM10 141H11V140H10ZM17 141H18V140H17ZM85 141H86V140H85ZM112 141H113V140H112ZM134 141H135V140H134ZM134 141H133V142H134ZM162 141H161V142H162ZM168 141H169V140H168ZM179 141H178V142H179ZM184 141H185V140H184ZM192 141H193V140H192ZM217 141H218V140H217ZM217 141H216V142H217ZM238 141H239V140H238ZM238 141H236V142H238ZM241 141H242V142H241ZM261 141H262V140H261ZM7 142L9 143V140H8ZM15 142H16V141H15ZM15 142H14V143H15ZM18 142H19V141H18ZM88 142H89V141H88ZM94 142H96V141H94ZM94 142H93V143H94ZM137 142H138V141H137ZM176 142H177V141H176ZM176 142H175V143L172 142V143H174V144H173V145L170 144V148H173V146H176L177 144H179L178 142H177V144H176ZM181 142H183V141H181ZM236 142H234V143L236 144ZM259 142H260V141H259ZM262 142H263V141H262ZM10 143H11V142H10ZM12 143H13V142H12ZM14 143H13V144H14ZM101 143H102V142H101ZM122 143H123V142H122ZM135 143H136V142H135ZM166 143H170V142H167V141H166ZM187 143H188V142H187ZM191 143H192V142H190V145H192L194 142H193L192 144H191ZM202 143H204V145H205V144H207V145H208V144H209V145L211 144L210 142H206V143H205V140H204V142L202 141ZM202 143H201V144H202ZM213 143H214V140H213L212 144H213ZM240 143H239V144H240ZM16 144H17V143H16ZM16 144H14V146H16ZM91 144H92V143H91ZM94 144H95V143H94ZM184 144H185V143L183 142V146H184ZM196 144H194V146H195ZM198 144H197V145H198ZM201 144H200V145H201ZM214 144H215V143H214ZM214 144H213V145H214ZM239 144L237 143V145H239ZM249 144H250V143H249ZM18 145H19V144H17V146H18ZM100 145H101V144H100ZM117 145H118V146H117ZM164 145H165V144H164ZM180 145H181V143H180ZM186 145L189 146V144H185V147H186ZM197 145H196V146H197ZM209 145H208V146H209ZM213 145H210L211 148L214 147ZM216 145H217V144H216ZM216 145H215V146H216ZM218 145H219V148H220L221 145H220V144H218ZM244 145H245V144H244ZM244 145H243V146H244ZM252 145H253V144H251V146H252ZM254 145H255V144H254ZM260 145H261L260 147H258L259 145H258L257 147H258V148H263V147H264L263 144H260ZM262 145H263V147H262ZM22 146H23V145H22ZM92 146H93V145H92ZM95 146H96V145H95ZM97 146H98V144H97ZM119 146H120L121 148H120ZM131 146H132V145H130V147H131ZM140 146L144 147V148H143L144 150H141L142 148H140ZM188 146H187V147H188ZM194 146H193V147H194ZM196 146H195V147H196ZM223 146H224V145H223ZM240 146H242V145H240ZM240 146H239V147H240ZM11 147H12V146H11ZM18 147H19V146H18ZM18 147H17V148H18ZM24 147H25V146H24ZM24 147H23V148H24ZM99 147H100V146H99ZM102 147H103V146H102ZM161 147H162V146H161ZM179 147H180V146H179ZM185 147H184V148H185ZM187 147H186V148H187ZM190 147H191V146H190ZM195 147H194L193 149H196V148H197V147H196V148H195ZM198 147H200V146H198ZM17 148H16V149H17ZM20 148H21V147H20ZM148 148H149V149H148ZM158 148H160V147H158ZM162 148H164V147H162ZM184 148H182V146H181V149H183V152L185 151ZM206 148L208 149L209 147H206ZM211 148H210V149H211ZM214 148H215V147H214ZM225 148H226V147H224V148L222 147V149H225ZM251 148H252V147H251ZM255 148H256V147H255ZM13 149H14V148H13ZM16 149H15V150H16ZM91 149H92V148H91ZM175 149L177 150L178 148H175ZM188 149H189V147H188ZM190 149H192V147H191ZM190 149H189V152H186L185 154H187V153H191V152H192V155L190 154V155H191L190 158H191L192 156H194V157H192L193 159L191 160V163L194 164V163L196 162L195 160H197V158H198V160H197V162H198L200 157H197L198 155H197V156L195 155L196 152L193 154V150L190 151ZM201 149H202L203 151H202ZM217 149H218V148H217ZM217 149L214 150V151L216 152V154H217L218 152L221 151V148H220V150H218V151H217ZM228 149H229V148H228ZM228 149H227V151H228ZM235 149H236V147H235ZM243 149H244V148H243ZM15 150H14V151H15ZM23 150H24V149H23ZM155 150H156V149H155ZM169 150H170V149H169ZM172 150H173V151H172ZM176 150H175V152H174V149H171V150H170V151H172L171 153H173V156H174L175 158L177 157L176 155H177V153H178V151H179L180 149H178V151H176ZM197 150H199V148L196 149V151H197ZM212 150H213V149H212ZM229 150H230V151H229V154H228V152H226L227 155H228V157H227L226 154L224 155V157H223V154H222V156H221V152H220V156H221L222 158H225V156H226L227 158H230V159L233 160V156H234V154H235V153H234L235 151H234L233 149H232V150L229 149ZM10 151H11V149H10ZM17 151H18V150H17ZM21 151H22V150H21ZM21 151H20V152H21ZM24 151H25V150H24ZM92 151H93V150H92ZM94 151H95V150H94ZM128 151H129V149H128ZM159 151H160V153H159ZM186 151H188V150L186 149ZM200 151L203 152V153H204V152H207V153H208L207 150L204 151V147H203V146H202V148H200V150H199L198 152H200ZM214 151H213V152H214ZM225 151H226V149H225ZM237 151H239V150H237ZM256 151H258V150H256ZM259 151H260V150H259ZM259 151H258V153H259ZM22 152H23V151H22ZM122 152H123V151H122ZM129 152H130V151H129ZM153 152H154V153H153ZM209 152H210V151H209ZM223 152H224V151H223ZM253 152H254V151H253ZM263 152H264V149H263ZM263 152H262V153H263ZM18 153H19V152H18ZM18 153H17V154H18ZM91 153H92V152H91ZM169 153H170V152H169ZM181 153H182V152H181V150H180V153H179V154H181ZM203 153H197V154H202V156H203ZM207 153H206V154H207ZM11 154H15V155H17L16 152L13 153V151H12ZM11 154H9V155H11ZM64 154H65V153H63V155H64ZM80 154H81V153H80ZM92 154H93V156H94V153H92ZM95 154H96V153H95ZM113 154H114V155H113ZM115 154H116V155H115ZM130 154H131V155H130ZM179 154H178V156H179ZM211 154H212V153H211ZM211 154H210V156H211ZM218 154H219V153H218ZM249 154H250V151H249ZM251 154H252V153H251ZM259 154L261 155V152H260ZM263 154H264V153H263ZM23 155H24V153H23ZM98 155H99V154H98ZM208 155H209V153H208ZM212 155H213V157H214V154H212ZM239 155H240V153H239ZM239 155H238L237 157H239ZM256 155H257L258 157H257ZM35 156H36V155H35ZM106 156H105V157H106ZM117 156H118V155H117ZM155 156L157 157V154H156ZM163 156H166V154L163 155ZM163 156H161V158H162ZM168 156H169V155H168ZM180 156H181V155H180ZM185 156H186V155H185ZM185 156H184V157H185ZM188 156H189V154H188ZM195 156H196V157H195ZM204 156L207 157L206 155H204ZM218 156H219V155H218ZM220 156H219L218 158H221ZM235 156H236V155H235ZM235 156H234V162L237 160V159L235 160ZM247 156H248V154H247ZM254 156H256L257 159H258V158H261V156H259L258 154H254ZM11 157H12V156H11ZM18 157H19V156H18ZM28 157H30V155H29ZM63 157H65V156H63ZM102 157H103V156H102ZM158 157H159V156H158ZM184 157H181V160H180L179 158H176V159H177V161H178V159H179L180 161H182V159H184ZM205 157H203V158L205 159ZM251 157H252V156H251ZM251 157H250V158H251ZM256 157H255V160H256ZM263 157H264V156L262 155V158H263ZM0 158H1V157H0ZM16 158H17V157H16ZM37 158H38V157H37ZM60 158H62V156H60ZM90 158H95L94 160H96V161H95L96 163H98V162L100 161V159H101V157H99L100 159H99V161L97 162L96 155H95L94 157H90ZM116 158H117V157H116ZM165 158H166V157H165ZM210 158H211V157H210ZM215 158H217V157H215ZM215 158H213L214 160H211V159L209 160L208 158H206V159H207V160H206L207 162L205 161V162H206L205 165H203L202 162H201L202 165L200 166V168H199V166H197V167H198L199 169H201V167L204 168V166H205V168H216V170H217L218 167H219V164H221L220 162H221L222 160H221V161H218L219 159H217V161H218V162H217V161L215 160ZM227 158H225V159L227 160ZM241 158H242V157H241ZM244 158H245V157H244ZM252 158H253V157H252ZM12 159H13V157H12ZM14 159H15V158H14ZM14 159H13V160H14ZM18 159H19V158H18ZM29 159H31V158H29ZM64 159H65V158H64ZM66 159H67V158H66ZM77 159H78V158H77ZM86 159H87V158H86ZM106 159H107V158H106ZM153 159H154V157H153ZM155 159H156V158H155ZM167 159H169V158L167 157ZM186 159H187V158H186ZM188 159H189V157H188ZM263 159H264V158H263ZM19 160H20V159H19ZM38 160H39V159H38ZM61 160H62V162L67 161V160H64V161H63V159H61ZM68 160H69V159H68ZM89 160H90V159H89ZM104 160H105V159H104ZM156 160H157V159H156ZM159 160H160V159H159ZM164 160H165V159H164ZM169 160L171 161V159H169ZM169 160H167V161H168L167 163H169ZM189 160H190V159H189ZM223 160H224V159H223ZM232 160H231V161H232ZM245 160H246V159H245ZM248 160H249V159H248ZM248 160H246V161L248 162ZM253 160H254V158H253ZM253 160H251V161H253ZM1 161H2V160H1ZM14 161H15V160H14ZM79 161H80V160H79ZM84 161H85V160H84ZM86 161H87V160H86ZM86 161H85V162H86ZM102 161H103V158H102ZM107 161L109 162V159H107ZM153 161H154V160H152V162H153ZM157 161H158V160H157ZM157 161H156V162H157ZM180 161H179L178 163L181 164L182 162H180ZM200 161H201V160H200ZM228 161H229V159H228L226 162H228ZM231 161H229V163H230ZM242 161H243V160H242ZM246 161H244V162H246ZM15 162H16V161H15ZM36 162H38V161H36ZM53 162H54V161H53ZM88 162H89V161H88ZM90 162H91V161H90ZM104 162H106V160H105ZM104 162H103V164H104ZM158 162H159V161H158ZM160 162H162V161H160ZM164 162H165V161H164ZM186 162H187V161L185 160L184 165L186 164ZM224 162H225V161H224ZM226 162L223 163V165L221 166L222 168H220V169H222L223 171H224V169H226V168L228 167L227 165H225L226 168H223L224 164H227ZM253 162H255V161H253ZM257 162H259V161H257ZM1 163H2V162H1ZM1 163H0V164H1ZM18 163H19V162H18ZM39 163H40V162H39ZM44 163H47V162H44ZM67 163H68V162H67ZM69 163H70V162H69ZM69 163H68V164H69ZM80 163H81V162H80ZM86 163H87V162H86ZM91 163H92V162H91ZM110 163H111V162H110ZM150 163H151V164H150ZM198 163H199V162H198ZM229 163H228V164H229ZM261 163H262V162H260V163H258V164H261ZM64 164H65V162H64ZM83 164H84V163H83ZM83 164H82V165H83ZM98 164H99V163H98ZM98 164H96V166H97ZM101 164H102V163H101ZM121 164H122V163H121ZM159 164H160V163H159ZM159 164H157V165L159 166ZM180 164H179V166H181ZM189 164H190V163H188V165H189ZM193 164H192V165H189V166H194V167H195V166H196V163H195V165H193ZM244 164H245V163H244ZM250 164H251V167H252V162L249 163V164H247V165L250 166ZM48 165H49V164H48ZM71 165H73V164H71ZM89 165H90V163H88V166H89ZM91 165H92V164H91ZM110 165H111V164H110ZM124 165H125V164H124ZM150 165L152 166V167H151V170H152V171L150 170ZM161 165H162V164H161ZM168 165H169V164H168ZM199 165H200V164H199ZM230 165H233V164L230 163V164H229V167H230ZM247 165H246V166H247ZM255 165H257V164L254 163V166H255ZM0 166H1V165H0ZM38 166H39V165H38ZM50 166H51V165H50ZM66 166H68V165L66 164ZM80 166H81V165H80ZM98 166L100 167V164H99ZM104 166H105V168L107 167L106 164H104ZM114 166H115V165H113L112 168H115ZM118 166H119V165H118ZM125 166H126V165H125ZM158 166H156V169H157ZM186 166H187V165H185L184 167H185V169L187 170V167H186ZM225 166H224V167H225ZM233 166H234V165H233ZM240 166H242V164H241ZM259 166H260V165H259ZM259 166H258V167H259ZM262 166H263V164H262ZM262 166H260V167L262 168ZM19 167H20V166H19ZM22 167H23V166H22ZM45 167H46V166H45ZM52 167H53V166H52ZM83 167H86V166H83ZM99 167H98V168H99ZM108 167L110 168L109 165H108ZM122 167H123V166H122ZM164 167H165V166H164ZM166 167H167V166H166ZM171 167H172V166L170 165V168H171ZM182 167H183V166H182ZM182 167H180V169H181ZM194 167H191V169H190V167H189V171H188V172H189V176H190L192 173H194V172L196 173V171H193V172H192V170L194 169ZM197 167H195L196 169H194V170H198ZM231 167H232V166H231ZM231 167H230V168H231ZM244 167H245V166H244ZM256 167H257V166H256ZM256 167H255V168H256ZM34 168H37V167H34ZM39 168H41V167H39ZM43 168H44V165H43ZM89 168H90V167H89ZM92 168H93V167H92ZM105 168H104V169H105ZM109 168H107V169H109ZM116 168H117V167H116ZM118 168H119V167H118ZM154 168H155V167H154ZM154 168H153V169H154ZM161 168H162V167H161ZM161 168H159V169L162 171ZM168 168H169V167H168ZM238 168H240V167H238ZM263 168H264V167H263ZM25 169H26V168H25ZM45 169H47V168H45ZM50 169H51V167H50ZM82 169H83V168H82ZM120 169H121V168H120ZM120 169H119V172L122 170V169H121V170H120ZM123 169H124V168H123ZM129 169H128V170H129ZM156 169H154V170H156ZM220 169H219V170H220ZM232 169H233V168H232ZM4 170H5V168H4ZM32 170H34V169L32 168ZM41 170H42V168H41ZM41 170L38 169V171H41ZM48 170H49V168H48ZM48 170H47V172H49ZM51 170H53V172L55 173V171H54L53 168H52ZM55 170H56V169H55ZM72 170H73V169H72ZM89 170H91V169H89ZM112 170H113V169H112ZM114 170H117V169H114ZM114 170H113V171H114ZM163 170H164V169H163ZM165 170H166V168H165ZM171 170H172V168H171ZM171 170H170V171H171ZM183 170H184V169L180 170L182 175L184 174V173H182ZM186 170H185V171H186ZM190 170H191V171H190ZM216 170H215V172H216ZM222 170H221V172H223ZM227 170H228V168L226 169V171H227ZM229 170H230V169H229ZM234 170H235V167H234ZM238 170H239V169H238ZM238 170H236V171L238 172ZM29 171H30V170H29ZM34 171L37 172L36 170H34ZM42 171H43V172H41L42 174L40 173L41 175H43V173H44V170H42ZM60 171H61V170H60ZM64 171H65V170H64ZM84 171H86V170H84ZM101 171H103V170H101ZM113 171H110V170H109V173H110V172H113ZM123 171H124V170H123ZM125 171H126V170H125ZM178 171H179V170H178ZM205 171H206V170H205ZM205 171H204V170H201L199 173H201V172H202V173H203V172L206 173L207 171H206V172H205ZM226 171H224L222 174H221V173H220V174L226 176V174H227ZM230 171H231V170H230ZM1 172H3V171H1ZM4 172H5V171H4ZM20 172H22V171L20 170ZM45 172H46V170H45ZM58 172H59V171H58ZM72 172H73V171H72ZM87 172H88V171H87ZM99 172H100V171H99ZM104 172H106V171H104ZM114 172L116 173V171H114ZM126 172H127V171H126ZM126 172H124V176H125V173H126ZM129 172H128V173H129ZM158 172L161 173V176L164 174V172H167V173H168L167 170H166V171H163V172H160V171H158ZM190 172H192V173L190 174ZM217 172H218L217 174H219L220 171L217 170ZM227 172H229V171H227ZM232 172H233V174H234V171H232ZM232 172L229 173V174H231V178H232V176H234L235 174H237V172H236L234 175H232ZM249 172H250V171H249ZM259 172H260V171H259ZM6 173H7V172H6ZM6 173H5V174H6ZM10 173H11V172H10ZM12 173H13V172H12ZM12 173H11V174H12ZM32 173H34V172H32ZM49 173H50V172H49ZM93 173H94V172H93ZM93 173H90V174L92 175ZM95 173H96V172H95ZM95 173L92 175L93 177H94ZM106 173H107V172H106ZM106 173H105V176H106ZM117 173H118V172H117ZM120 173H123V172L121 171ZM162 173H163V174H162ZM170 173H171V172H170ZM179 173H180V172H179ZM202 173H201V174H202ZM207 173H208V172H207ZM207 173H206V174H207ZM225 173H226V174H225ZM238 173H239V172H238ZM240 173H241V171H240ZM253 173H254V172H253ZM257 173H258V172H257ZM11 174H9V175H11ZM22 174L24 175L25 173H22ZM26 174H27V173H26ZM51 174H52V173H50V176H51ZM58 174H59V173L56 174L57 177H59ZM85 174H86V178H87L86 180H88L87 173H85ZM112 174H114V173H112ZM172 174H173V173H172ZM196 174H198V172H197ZM206 174H204V177H205ZM229 174L227 175L228 177H230ZM47 175L49 176V174H46V176H47ZM61 175H63V174H61ZM72 175H73V174H72ZM102 175H103V173H102ZM116 175H117V174H116ZM118 175H119V177H120V174H118ZM126 175H129V174L126 173ZM186 175H187V174H186ZM239 175H241V174H239ZM254 175H255V174H254ZM256 175H257V174H256ZM260 175H261V174H260ZM12 176H13V175H12ZM29 176H30V174H29ZM29 176H27V177L29 178ZM35 176H39V173L37 172V173L35 174ZM46 176H45V174L43 175V177H46ZM50 176H49V177H50ZM54 176H55V175H53V177H54ZM56 176H55V178H56ZM66 176H67V175H66ZM73 176H74V175H73ZM92 176H91V177H92ZM108 176L110 177L111 174H108ZM108 176H107V177H108ZM169 176H170V175H169ZM191 176H192V175H191ZM193 176H194V175H193ZM201 176L203 177V175H201ZM218 176H219V175H218ZM252 176H253V174H252ZM261 176H262V175H261ZM0 177H2V176H0ZM14 177H15V176H14ZM25 177H26V176H24V178H25ZM27 177H26V178H27ZM49 177L46 178L45 180L48 181L47 179H49ZM53 177H52V178L50 177V180L53 179V180H55V182L52 181L53 183L51 182V186L49 185V186H50V189H51V191H52V194L50 193V195H48V196H50V197H52V198L54 197V195H57V194H56V193H57L56 190H58V185L60 184L59 182H57L58 180L55 179V178H53ZM62 177H63V179H64V175H63ZM84 177H85V176H83V178H84ZM112 177L115 179V177H114L113 175H112ZM121 177H122V176H121ZM126 177H127V176H126ZM128 177H129V176H128ZM162 177H163V176H162ZM162 177H161V178H162ZM195 177H197V176H195ZM195 177H194V178H195ZM204 177H203V178H204ZM234 177H235V176H234ZM234 177H233V178H234ZM248 177H249V176H248ZM254 177H255V176H254ZM3 178H4V177H3ZM3 178H1L2 181H3ZM39 178H42V177L39 176ZM94 178H95V177H94ZM102 178H103V177H102ZM104 178H105V177H104ZM157 178H158V177H157ZM161 178H160V176H159L158 179H161ZM190 178H191V177H190ZM198 178H200V175H198ZM203 178H201V179H203ZM220 178H221V177H220ZM222 178H223V179H222ZM222 178H221V179H222L221 181H222V183H223V180H225V178H224L223 176H222ZM233 178H232L231 180H234V179H235V178H234V179H233ZM240 178H244V177L241 176ZM249 178H251V177H249ZM249 178H248V180H249ZM257 178H258L259 181H261L260 179H261L262 177H260V179H259V177L257 176ZM257 178H255V179H257ZM4 179H5V178H4ZM36 179H37V177H36ZM43 179H44V178H43ZM43 179H42V181H43ZM58 179H59V178H58ZM60 179H61V178H60ZM60 179H59V180H60ZM68 179H69V182H70L71 179H70V178H68ZM72 179H73V178H72ZM95 179H96V178H95ZM107 179H108V178H107ZM122 179H123V177H122ZM124 179H125V178H124ZM124 179H123V180H124ZM167 179H168V178H167ZM196 179H197V178H196ZM196 179H193V180H196ZM228 179H229V178H228ZM228 179L226 178L225 181H227ZM237 179L239 180L238 176H237ZM245 179H247V178L245 177ZM263 179H264V178H263ZM33 180H34V179H33ZM37 180H38V179H37ZM45 180H44V181H45ZM56 180H57V181H56ZM111 180H112V179H111ZM117 180H118V179H117ZM117 180H116V182H117ZM120 180H121V178H120ZM193 180H192V181H193ZM198 180H199V181H202V180H200V179H197V181H198ZM231 180H230L229 182L232 183L233 181H231ZM241 180H242V179H241ZM243 180H244V179H243ZM251 180H252V181H250V182H253V179H252V178H251ZM2 181H1V182H2ZM29 181H31V177H30V180H28V182H29ZM34 181H35V180H34ZM46 181H45V182H46ZM64 181H65V180H64ZM64 181H62V182H63V185H64ZM66 181H68V180H66ZM73 181H74V180H73ZM84 181H85V180H84ZM93 181H94V180H93ZM108 181H109V180H108ZM118 181H119V180H118ZM166 181H167V180H166ZM168 181H169V180H168ZM197 181H195V182L193 181L194 183H192L191 181H190V182L192 183V185H194ZM199 181H198V183H199ZM225 181H224V182H225ZM234 181H236V180H234ZM244 181H245V180H244ZM244 181H242V182H244ZM256 181H257V180H256ZM1 182H0V183H1ZM3 182H4V181H3ZM32 182H33V181H32ZM40 182H41V181H40ZM40 182H39V183H40ZM60 182H61V180H60ZM87 182H88V181H87ZM96 182H97V181H96ZM116 182H115V183H116ZM187 182H188V181H187ZM227 182H228V181H227ZM229 182H228V183H229ZM238 182H239V181H238ZM248 182H249V181H248ZM263 182H264V181H263ZM263 182L261 181V183H255V181H254L253 183H254V184H258L257 186H259V185L262 184ZM24 183H27V181L25 182V180H24ZM29 183H30V182H29ZM37 183H38V182H37ZM39 183H38L37 185H40ZM48 183L50 184V181H49ZM66 183H67V182H66ZM66 183H65V185H66ZM70 183H71V182H70ZM74 183H75V182H74ZM88 183H90V182H88ZM91 183H92V180H91ZM91 183H90V184H91ZM110 183H112V182L110 181ZM113 183H114V181H113ZM169 183H170V182H169ZM198 183H197V184H198ZM235 183H237V181H236ZM239 183H241V182H239ZM239 183H238V186H239V188H240V184H239ZM22 184H23V182H22ZM43 184H44V182H43ZM46 184H47V183H46ZM61 184H62V183H61ZM61 184H60V186H61ZM68 184H69V183H68ZM68 184H67V186L70 185V184H69V185H68ZM83 184H84V183H83ZM90 184H89V185H90ZM92 184H93V183H92ZM126 184H127V183H126ZM167 184H168V182H167ZM174 184H175V183H174ZM199 184H200V183H199ZM214 184H215V183H214ZM226 184H227V183L225 182V185H223V186H226ZM242 184H243V183H241V185H242ZM245 184H246V182H245ZM245 184H244V185H245ZM263 184H264V183H263ZM24 185H26V184H24ZM27 185H28V183H27ZM41 185H42V184H41ZM63 185H62V186H63ZM65 185H64V186H65ZM85 185H86V184H85ZM116 185H117V187H119L118 184H115V185H113L112 187H114V186H116ZM195 185H196V184H195ZM218 185H219V183H218ZM218 185H217V183H216V186H218ZM221 185H222V184H221ZM244 185H243L241 188L244 189V187H245ZM249 185H250V183H249ZM249 185H246V187L249 186ZM252 185H253V184H252ZM0 186H1V185H0ZM44 186H45V184H44ZM46 186H48V185H46ZM49 186H48V187H49ZM60 186H59V188L62 189V187H60ZM95 186H97V185H95ZM177 186H178V185H177ZM190 186H191V184H190V185L188 184V188H190ZM214 186H215V185H214ZM223 186H222V187H223ZM233 186H234V185H232V187H233ZM257 186H256V187H257ZM261 186H262V188H261ZM21 187H23V186H21ZM21 187H20V189H21ZM36 187H37V186H36ZM38 187H39V186H38ZM42 187H43V186H42ZM48 187H47V188H48ZM65 187H66V186H65ZM71 187H72V185H71ZM71 187H70L68 190H70ZM90 187H91V185H90ZM93 187H94V186H93ZM109 187H111V186H109ZM117 187H116V188H117ZM169 187H170V186H169ZM226 187H227V186H226ZM254 187H255V186H253V188H251V189H254ZM256 187H255V188H256ZM0 188H1V187H0ZM40 188H41V187H40ZM45 188H46V187H45ZM45 188H43V189H45ZM66 188H67V187H66ZM86 188L88 189V187H86ZM86 188H84V190H86V192H87V189H86ZM91 188H92V187H91ZM122 188H123V189H122ZM124 188H125V189H124ZM194 188H195V186H194ZM216 188H218V187H215V189H216ZM220 188H221V187H220ZM224 188H225V187H224ZM227 188H228V187H227ZM227 188H226V189H227ZM260 188H261V189H260L259 191H258L259 188H258V189L256 188V189H257V192H259V193H257L256 191H255V192H256L257 194H259V195L261 194V196L259 197V199H258V198H257V199H258V200H261V199L263 200V199H264L263 196H262V194H263V190H264V189H263V188H264L263 185H260ZM48 189H49V188H48ZM48 189H47V190H48ZM60 189H59V191H60ZM73 189H74V188H73ZM78 189H79V187H78ZM111 189H112V188H111ZM117 189H118V188H117ZM170 189H171V188H168V190H170ZM172 189H173V188H172ZM222 189H223V188H222ZM234 189H235V188H234ZM237 189H238V187H237ZM243 189H242V190H243ZM246 189H248V187H247ZM18 190H19V189H18ZM24 190H26V189H24ZM35 190H36V189H35ZM53 190H55V191H53ZM62 190H63V189H62ZM68 190L66 191L67 193L69 192ZM89 190L91 191L90 193H93V192H94V191L92 192L91 189H89ZM89 190H88V191H89ZM97 190H99V189H98V186H97V189H96V191H95V195H96V196L91 195V196H92V199H93V197H94V199H96L95 197H97V194H98V193H97V192H98ZM114 190H115V188H114ZM174 190H175V189H174ZM179 190H181V189H179ZM231 190H232V189H231ZM1 191H2V190H1ZM21 191H22V190H21ZM38 191H39V190H38ZM40 191H42V189H41ZM43 191H44V190H43ZM63 191H64V192H62L63 194L66 193V192H65V188H64ZM111 191H112V190H111ZM125 191H124V193H126ZM172 191H173V190H172ZM172 191H171V192H172ZM188 191H189V190H188ZM194 191H195V190H194ZM194 191H193V192H194ZM213 191H214V190H213ZM216 191H217V190H216ZM222 191H223V190H221L220 192L222 193ZM245 191H246V192H245ZM261 191H262V193H260ZM24 192H26V191H24ZM32 192H33V191H32ZM45 192H46V191H45ZM49 192H50V190H49ZM53 192H54L55 194H54ZM99 192H100V191H99ZM116 192H118V191L116 190ZM166 192L168 193L169 196L167 195ZM173 192H174V191H173ZM190 192H191V190H190ZM190 192H189V193H190ZM193 192H191V193H193ZM225 192H226V191L223 192V193H224L223 195H225ZM229 192H230V191H229ZM235 192H236V191H235ZM235 192H230V193H231L230 196H232V195L234 196V194L237 195V196H239L238 193L236 194ZM238 192H240V191H238ZM244 192L247 193V190H244V191H243V194H244ZM253 192H254V191H252V194H253ZM29 193H30V192H29ZM59 193H61V192H59ZM67 193H66V194H67ZM71 193H72V192H71ZM71 193H70V194H71ZM76 193H77V192H76ZM88 193H89V192H88ZM90 193H89V194H90ZM96 193H97V194H96ZM175 193H176V192H175ZM182 193H183V192H181V194H182ZM217 193H218V192H217ZM230 193H228V194H230ZM233 193H234V194H233ZM250 193H251V192H250ZM256 193H255V194H256ZM38 194H39V193H38ZM47 194H48V193H47ZM47 194H46V193L44 194V195H46L45 197H48ZM178 194H180V193L178 192ZM183 194H184V193H183ZM183 194H182V196H183ZM193 194H195V193H193ZM212 194H213V193H212ZM243 194H241V195L243 196ZM252 194H251V196L254 195L253 197H255V194H253V195H252ZM3 195H4V194H3ZM3 195H1V196H3ZM33 195H34V194H33ZM42 195H43V193H42ZM59 195H60V194H59ZM64 195H65V194H64ZM64 195H63V196L61 195V196L64 197L65 200H66V198H67V202H69V201H68V200H70L69 197H66L68 194H67L66 196H64ZM86 195H87V194H86ZM109 195H110V193H109ZM189 195H190V194H189ZM191 195H192V194H191ZM30 196H31V195H30ZM69 196H71V198H72V197L75 198L76 195L74 196V193H73V196H72V195H69ZM78 196H79V195H78ZM78 196H77V197H78ZM101 196H102V195H101ZM122 196H123V195H122ZM179 196H180V195H179ZM230 196H227V197H230ZM246 196H248V194L245 195V202H246V201L248 202L249 200H247V199H248L249 197L247 198ZM249 196H250V194H249ZM28 197H29V196H28ZM28 197H27V198H28ZM36 197H37V194H36ZM40 197H41V196H40ZM40 197L37 198V199L34 197L33 200L36 199V200L34 201V202H35V205H34L35 208L38 209V208L40 207V210H41V206L44 207V203L46 204V201L44 200V199H46V198L42 199L44 196H42L41 198H40ZM50 197H49V199H51ZM57 197H58V199L61 198V197L59 198V196H57ZM57 197H56V198H57ZM65 197H66V198H65ZM110 197H111V199H112V196H110ZM177 197H178V196H177ZM192 197H193V196H192ZM222 197L225 198L226 195H225V196H222ZM227 197H226V198H227ZM261 197H262V198H261ZM30 198H31V197H30ZM54 198H55V197H54ZM54 198H53V200H54ZM56 198H55V199H56ZM90 198H91V197H90ZM98 198H99V197H98ZM125 198H124V201H125ZM246 198H247V199H246ZM260 198H261V199H260ZM0 199H2V198L0 197ZM5 199H6V198H5ZM58 199H56V201H59ZM64 199L62 198V199H60V200L63 201ZM77 199H78V198H77ZM153 199H154V200H153ZM179 199H180V198H179ZM179 199H178V200H179ZM227 199H228V198H227ZM231 199H232V197H231ZM236 199H237V200H235V198L232 199V203L234 204V205H233L234 207H236V206L238 207V205H240V203H241L240 200H239V202H238V198H236ZM254 199H256V198H254ZM254 199L252 198V200H254ZM3 200H4V199H3ZM30 200H31V199H30ZM46 200H48V198H47ZM79 200H82V199H79ZM79 200H77V201H79ZM101 200H102V199H101ZM114 200H115V199H114ZM172 200H173V201H172ZM178 200H176V202H177ZM233 200H234L236 203L238 202L239 204L237 203V205H236V203H235ZM27 201H28V200H27ZM31 201H32V200H31ZM48 201H49V200H48ZM70 201H71V200H70ZM92 201H93V200H92ZM95 201H96V200H95ZM99 201H100V200H99ZM181 201H182V200H181ZM183 201H184V199H183ZM191 201H193V200H191ZM222 201H224L223 205L226 204V206H224L225 209H226V207H231L230 205H231L232 203H230V205H229V203H228V201L231 202V200H227V201L225 202V199H223ZM250 201H251V200H250ZM250 201H249V205H252L253 203L251 204ZM263 201H264V200H263ZM1 202H2V201H1ZM7 202H8V201H7ZM28 202H29V201H28ZM53 202H54V201H51V202H50V203H52V206H53V204H56V202H55V203H53ZM93 202H94V201H93ZM97 202H98V201H97ZM97 202H96V203H97ZM115 202H117V201H115ZM129 202H130V200H129ZM253 202H254V201H253ZM260 202H261V201H260ZM260 202L258 201L259 205H262V202H261V204H260ZM57 203H58V202H57ZM61 203H62V202H61ZM64 203H66V202H64ZM64 203H63V204H64ZM135 203H136V202L134 201V205H135ZM195 203H196V202H195ZM214 203H215V202H214ZM256 203H257V201H256ZM3 204H4V203H3ZM26 204L29 205L28 203H26ZM31 204H34V203L31 202ZM47 204H49V203L47 202ZM136 204H137V203H136ZM171 204H173V205H171ZM180 204H182V203H180ZM190 204H191V203H190ZM241 204H242V203H241ZM11 205H12V204H11ZM15 205H16V203H15ZM27 205H26V206H27ZM67 205H68V204H67ZM100 205H101V201H100ZM128 205H130V204H128ZM165 205H163V206H165ZM170 205H171V206H170ZM235 205H236V206H235ZM52 206H51V207H52ZM55 206H56V205H55ZM57 206H59V205H57ZM135 206H138V205H135ZM168 206H167V207H168ZM175 206H176V207H175V208L173 209V211H172V212H174V213L171 214L172 212H171V209H170L171 217H170L169 215H168L167 217L171 218V219H169V220H171V221H172V219H173V218H172V217H173L172 215H174V216L176 215L177 218H181V219H177V220H178L177 223H176V220L174 221V219H173V221L175 222V223L173 222V224H177V226H178L179 222H181V221L183 220L182 226H180V227H182V228L179 229L177 226L174 225V226H175L174 228L177 227L176 229L179 231V232L177 231V232L179 233V235H180V232L183 231V230H184L185 232H187L188 229H191V228H192L193 230H194L195 228H197L196 230H198V228L202 227L203 224H204V227H205V224H207V223H205L206 221H203V219L200 220V219H201V218H200V214H201V212H203V211H201V210L198 209V208H200V207L195 208V207L192 206V207H191V208L193 209V213H192V212H190L191 209L188 210L187 208L183 207V206H185V204H183L182 207H177L178 204L175 205ZM180 206H181V205H180ZM213 206H214V205H213ZM9 207H10V206H9ZM30 207H31V206H30ZM32 207H33V205H32ZM32 207H31V208H32ZM46 207H48V205H46ZM61 207H62V206H61ZM127 207H128V206H127ZM165 207H166V206H165ZM167 207L165 208V210H167ZM169 207H168V210H167L168 212H167V213H169ZM214 207H216V206H214ZM214 207H213V208H214ZM237 207H236V209H237ZM247 207H249V206H247ZM251 207H253V205H252ZM263 207H264V206H263ZM53 208H54V207H53ZM58 208H59V207H58ZM135 208H136V207H135ZM163 208H164V207H163ZM163 208H162V209H163ZM172 208H173V207H172ZM188 208H190V205H189ZM194 208H195L197 211H200V214H199L196 210H195V212H197V215L194 214ZM202 208H203V207H202ZM204 208H205V207H204ZM206 208H207V207H206ZM222 208H223V207H222ZM243 208H244V207H241V205H240V207H238V210L235 211V212H236V215H232V212L234 211V208H233V207H231L230 210L228 209L229 214H230V212L233 210V211L231 212V215H230V218H231V216L233 217V218H231V219H232L231 221H234V220H237V219H238L237 222H239V219L241 220V218H243V217L246 215V214L244 213L245 210H243ZM257 208H258V207H257ZM55 209H57V207H55L54 210H55ZM128 209H129V207H128ZM162 209H160V210H162ZM208 209H210V208L208 207ZM249 209H251V208H249ZM33 210H34V209H33ZM57 210H58V209H57ZM143 210H144V211H143ZM204 210H205V209H204ZM226 210H227V209H226ZM255 210H256V209H255ZM35 211H36V210H35ZM35 211H34V213H35ZM206 211H208V210H206ZM260 211H261V210H260ZM32 212H33V211H32ZM78 212H79V211H78ZM156 212H157L158 215L155 214ZM159 212H160V211H159ZM161 212H162V211H161ZM235 212H233V213L235 214ZM263 212H264V210H263ZM59 213H60V212H59ZM85 213H86V212H85ZM162 213L164 214V212H162ZM167 213H166V215H167ZM224 213H225V212H224ZM254 213H255V212H254ZM51 214H52V213H51ZM57 214H58V213H57ZM69 214H70V213H69ZM153 214H154V215H153ZM163 214H162V215H163ZM262 214H263V213H262ZM32 215H33V214H32ZM34 215H35V214H34ZM66 215H67V214H66ZM81 215H82V217H83L84 214H81ZM87 215H88V214H87ZM142 215H141V217H142ZM166 215H165V217H166ZM198 215H199V217H198ZM206 215H207V214H206ZM55 216H56V215H55ZM134 216H135V215H134ZM144 216H143V218H145ZM204 216H205V215H204ZM204 216H203V217H204ZM27 217H29V216H27ZM118 217H119V216H118ZM128 217H129V216H128ZM131 217H132V216H131ZM139 217H140V216H139ZM141 217H140V218H141ZM151 217H150V218H151ZM165 217H164V219H165ZM201 217H202V216H201ZM203 217H202V218H203ZM228 217H229V216H228ZM228 217H227V218H228ZM245 217H246V216H245ZM248 217H249V216H248ZM250 217H251V216H250ZM253 217H254V216H253ZM30 218H31V217H30ZM35 218H36V217H35ZM37 218H38V217H37ZM122 218L124 219L125 217H122ZM143 218H142V219H143ZM148 218H149V217H148ZM162 218H163V217H162ZM199 218H200V219H199ZM216 218H217V217H216ZM219 218H221V217L219 216ZM223 218H224V217H223ZM258 218H259V216H258ZM27 219H28V218H27ZM40 219H41V218H40ZM74 219L76 220V218H74ZM78 219H79V221L81 220L80 218H78ZM78 219H77V220H78ZM82 219H83V218H82ZM138 219H139V218H138ZM166 219H168V218H166ZM175 219H176V218H175ZM206 219H207V217H206ZM224 219H226V218H224ZM224 219H223L222 221L217 222V228H218L219 225H226V223L224 222ZM248 219H249V218H248ZM262 219H263V218H262ZM149 220H150V219H149ZM149 220H148V221H149ZM151 220H152V222H151L150 224L153 225V224H154V223H153V219H151ZM211 220L213 221V218H212ZM215 220H216V219H215ZM228 220H230V219H228ZM228 220H227V221H228ZM260 220H261V219H260ZM263 220H264V219H263ZM133 221H134V220H133ZM137 221H138V220H137ZM155 221H156V217H155ZM201 221H202V222H201ZM209 221H210V219H209ZM225 221H226V220H225ZM231 221H229V222L231 223ZM250 221H251V220H250ZM255 221H256V219H255ZM28 222L30 223L29 220H28ZM36 222H37V221H36ZM36 222H35V223H36ZM83 222H84V219H83ZM126 222H128L127 224L134 225V223L132 222V218H131L130 220H126ZM141 222H142V220H141ZM168 222H169V221H167V223H168ZM203 222H204V223H203ZM215 222H216V221H215ZM237 222H236V223H237ZM161 223H162V221H161ZM163 223H164V221H163ZM169 223H170V222H169ZM201 223H202V225L200 226ZM211 223H212V222H211ZM227 223H228V222H227ZM230 223H229V224H230ZM232 223H234V222H232ZM232 223H231V224H232ZM236 223H235V224H236ZM240 223H241V221H240ZM242 223H243V222H242ZM244 223H245V222H244ZM90 224H91V223H89V225H90ZM135 224H136V223H135ZM140 224H141V223H139V221H138L137 228H138L139 226H140V228L143 227V226H141ZM145 224L148 225L149 223H146V220H145ZM150 224H149V226H150ZM158 224H160V223L158 222ZM170 224H171V223H170ZM208 224H209V223H208ZM214 224H215V223H214ZM229 224H228V225H229ZM237 224H239V223H237ZM26 225H27V224H26ZM40 225H41V224H40ZM131 225H130V226H131ZM142 225H144V224H142ZM165 225H166V224H165ZM167 225H168V228H169V224H167ZM180 225H181V224H180ZM215 225H216V224H215ZM215 225H214V226H215ZM33 226H34V225H33ZM33 226H32V227H33ZM134 226H135V225H134ZM154 226H155V224H154ZM158 226H161V227H162L161 224L158 225ZM171 226H172V225H171ZM226 226H227V225H226ZM28 227H29V225H28ZM34 227H35V226H34ZM145 227H148V226H145ZM163 227H164L163 229L166 228L165 226H163ZM172 227H173V226H172ZM207 227H208V226H207ZM207 227H206V228H207ZM211 227H212V226H211ZM228 227H229V226H228ZM228 227H227V228H228ZM30 228H31V227H30ZM124 228H125V226H124ZM154 228H155V227H154ZM156 228H157V227H156ZM222 228H224V226H223ZM130 229H131V228H130ZM134 229H135V227H134ZM170 229H171V227H170ZM181 229H182V230H181ZM186 229H187V230H186ZM192 229H191V230H192ZM200 229H201V228H200ZM210 229H211V228H210ZM212 229H213V228H212ZM139 230H141V229H139ZM143 230H144V227H143ZM174 230H175V229H174ZM180 230H181V231H180ZM191 230H190V231H191ZM204 230H205V229H204ZM219 230H220V229H218V231H219ZM0 231L3 232L4 230H0ZM8 231H10V230H8ZM8 231H7V232H8ZM127 231H128V230H127ZM135 231H136V230H135ZM151 231H152V230H151ZM172 231H173V230H172ZM175 231H176V230H175ZM215 231H217V229H216ZM1 232H0V234L2 235ZM5 232H6V230H5ZM129 232H130V231H129ZM192 232H193V231H192ZM9 233H11V232H9ZM9 233H7V234L5 233V234L8 236ZM164 233H166V232H164ZM135 234H136V233H135ZM166 234H167V233H166ZM166 234H165V235H166ZM168 234H169V233H168ZM183 234H184V233H183ZM1 235H0V236H1ZM127 235H128V234H127ZM129 235H130V234H129ZM186 235H187V233H186ZM4 236H5V235H3V237H4ZM9 236H11V235L9 234ZM9 236H8V237L5 236V238H4L7 242H8L9 240L11 241V239H9ZM131 236H132V234H131ZM138 236H139V235H138ZM175 236H176V235H175ZM183 236H184V235H183ZM3 237L0 238V241H1L2 244H4V243H3L4 241L2 240ZM185 237H186V236H184V238H185ZM7 238H8L9 240H7ZM10 238H11V237H10ZM131 238H133V237H131ZM134 238H135V237H134ZM138 238H140V237H138ZM138 238H137V239H138ZM137 239H135V240H137ZM10 241H9V242H10ZM63 241H64V240H63ZM63 241H62V242H63ZM65 241H66V240H65ZM7 242H6V245L9 243V242H8V243H7ZM16 242H17V240H16ZM142 242H143V241H142ZM1 243H0V245H2ZM12 243H13V242H12ZM12 243H10V245H12V248H14V247H13L14 245L17 246V244H16L15 242H14L15 244L13 243L14 245H13ZM138 243H139V242H138ZM143 243H144V242H143ZM139 244H141V243H139ZM59 245H60V244H59ZM59 245H56V246L58 247ZM61 245H62V244H61ZM131 245H132V244H131ZM142 245H143V244H142ZM3 246H4V245H3ZM7 246H8V245H7ZM7 246H6V248H7ZM18 246H20V245H18ZM18 246H17V248H19ZM70 246L72 247L71 243H70ZM70 246H69V248H70ZM73 246H75V245H73ZM10 247H11V246H10ZM64 247H65V246H64ZM145 247H146V246H145ZM153 247H154V246H153ZM8 248H9V247H8ZM12 248H10V249H12ZM17 248H16V249L14 248V249L17 250ZM20 248H21V247H20ZM24 248H25V247H24ZM62 248H63V245H62ZM73 248H74V247L70 248V250H72V251L74 250V252L77 253V254H73V253L71 254V253H70L71 251L68 249V253H70L71 255H69V256L67 255V258H66V256H64V255H66V254L63 255L64 257H61V256H62L61 254L64 253L63 251H61V252H60L61 254L58 255L59 258H58V257H57V258H54V259H58V260H56L57 262H55V260H54L53 262H55V263H53V264H56V263H58V262H60L61 264H67L69 261H68L67 263H66V261H67V259H68L69 257H71L72 260H74L73 262H71V259L69 258L71 264H88L89 262H92V261H89V258H90L89 256H90V254H91V256H92V254H93L92 252H91V253H90V252L88 253V251H87V253H86V251H84L83 253H86L87 255H89V256L87 257V255H86V254H83L82 251H80V249H77V250L80 251V253L78 254L77 250H75V249H73ZM134 248H135V246H134ZM4 249H5V248H4ZM21 249H22V248H21ZM12 250H13V249H12ZM27 250L29 251V250H31V248H30V249L27 248ZM62 250H63V249H62ZM65 250H66V248H65ZM81 250H82V249H81ZM85 250H86V249H85ZM13 251H14V250H13ZM58 251H59V249H58ZM69 251H70V252H69ZM91 251H92V250H91ZM94 251H95V250H94ZM148 251H149V250H148ZM30 252H32V251H29V253H27V254H29V256L32 257V256H31L32 254L30 255ZM95 252L97 253V251H95ZM95 252H94V253H95ZM52 253H53V252H52ZM52 253H51V255H52ZM66 253H67V251H66ZM100 253H101V252H100ZM141 253H142V252H141ZM97 254H98V255H97ZM97 254H95V255H97V256L100 255L99 253H97ZM101 254H103V253H101ZM34 255H35V254H34ZM55 255H56V252H55ZM55 255H54L53 257H56ZM85 255H86V256H85ZM93 255H94V254H93ZM95 255H94V256H95ZM103 255H104L103 257H102V255H101V257L99 256V257L101 258L102 261H103V258L106 257V255H108V254H107V252H106V253H104ZM159 255H161V254H159ZM94 256H93V258L91 257V260L93 259L94 262H95V261L97 262V260L99 259V257L96 256V257H97V258H96L97 260H95ZM3 257H5V255H4ZM36 257H37V256H36ZM53 257H52V258H53ZM145 257H146V256H145ZM7 258H8V257H7ZM7 258H4V259H7ZM13 258H14V259H13ZM32 258H35V256H33ZM32 258H31V259H32ZM52 258H51V259H52ZM9 259H10V260H13V262H14L15 259L17 260V262H18V260H19L18 257H11V258L9 257L7 260H9ZM23 259H24V258H23ZM26 259H27V258H26ZM26 259H24V260L21 259L22 262H24L23 264H27V263H25V260H26ZM28 259H29V258H28ZM28 259H27V260H28ZM36 259H37V258H36ZM51 259H49V260H51ZM1 260H2V259H0V261H1ZM7 260H6V261L4 260V261H5L6 263L10 264L9 261L7 262ZM34 260H35V259H34ZM34 260H33V261H30V262H29V260H28L29 264L33 263ZM37 260H38V259H37ZM52 260H53V259H52ZM104 260L106 261L107 259L104 258ZM10 262H11V261H10ZM13 262H12V263H13ZM15 262H16V261H15ZM17 262H16L15 264H19V262H18V263H17ZM22 262H20V264H22ZM26 262H27V261H26ZM35 262H36V261H35ZM87 262H88V263H87ZM94 262H93V264H94ZM96 262H95V263H96ZM0 263H1V262H0ZM38 263H39V261H38ZM48 263H49V262H48ZM48 263H45V264H48ZM97 263H98V262H97ZM34 264H35V263H34ZM36 264H37V262H36ZM50 264H51V263H50ZM58 264H59V263H58ZM89 264H90V263H89ZM91 264H92V263H91ZM99 264H101V262H100Z\"/></svg>",
  "mask_w": 264,
  "mask_h": 264
},
{
  "label": "clouds",
  "instance_id": "3",
  "mask_svg": "<svg viewBox=\"0 0 264 264\" xmlns=\"http://www.w3.org/2000/svg\"><path fill=\"white\" fill-rule=\"evenodd\" d=\"M59 11V10H57ZM52 51L55 53V56L51 61H49V64H55V70L54 74H58L61 78H68L72 79L78 76L79 72H83L86 76L91 74L95 75V70H94V64L91 60V56L94 54L97 56V59H102L103 58V51L99 49H93L91 43H84L82 42L81 38L77 34L75 36V42L73 45L72 49V55L69 56L64 49L60 47H55L52 49ZM83 53L84 56L89 57L88 63L81 65L77 67L75 70L68 72L67 70L64 69V63H69L71 64L74 59L79 57ZM78 62V61H77ZM79 63V62H78ZM105 69H107V65H104ZM49 79L52 78V75L48 76ZM189 112L194 113V106H189L187 109Z\"/></svg>",
  "mask_w": 264,
  "mask_h": 264
}]
</instances>
